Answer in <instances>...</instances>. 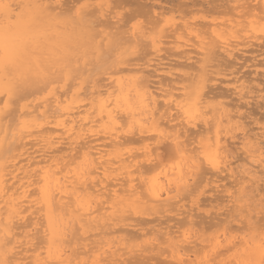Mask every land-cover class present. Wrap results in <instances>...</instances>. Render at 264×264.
<instances>
[{
  "label": "bare ground",
  "instance_id": "6f19581e",
  "mask_svg": "<svg viewBox=\"0 0 264 264\" xmlns=\"http://www.w3.org/2000/svg\"><path fill=\"white\" fill-rule=\"evenodd\" d=\"M60 1L61 0H3V3L6 5H10L11 8L7 9L5 12H0V26H7L11 22L13 24V31L18 32L19 35H21V36H25V35H27V33L24 31V24L31 17L39 18L41 20V22L47 26L48 33H49L48 39L44 42V45H43L44 51L39 50L35 53L36 56L42 57L41 58L42 61L47 56H52V55L54 56V53L56 55L57 51H58L57 55L61 54V52H62L61 45L65 42H67L71 38V34H73L74 32L80 31L81 28H86V30L88 32V36L84 41L85 43H83V45L81 47L82 50H84L83 55L85 57H83V55L80 57H77L78 55L72 57L73 59H71L72 61H71L70 65L68 66L69 68L67 67L64 70L66 72H63L64 74L67 73L65 75H68L69 78H71L73 76V74H76V72H77V74H80V75H77V74L76 75L79 77L78 79H80V78L84 79V80H82V83L80 82L81 84L79 83L82 86H85V81H86V84H89L90 81H94L93 80L94 77L96 79V76H93V73H92V72L96 71L95 70L96 68L94 69V71H92V69H91V67H93L95 65L93 64V66H90V65H92L91 63H93V61H91L92 60L91 57L93 55V60L94 59L96 60V61H94V62H96L95 63L96 66H97V61H99V63H101L100 62L101 55L102 56L105 55V54H101V52L104 51V49L102 50V47L109 49V51H110V48H114L111 50H115V48H116L115 51L117 52L118 46H119V48H121V45L125 44V46L122 47L124 49L121 48L122 49L121 50L118 48L119 49L118 51H120V52H117V53H120L119 55H122L121 51L124 52V50H125L124 53L129 55V53L132 52L131 54L135 58L136 52L139 51L138 47H141V44L144 42H147V41L149 42L148 38H150L151 50H153L154 55L155 54L157 55V56L155 55L154 57L156 59L158 57L159 58L158 60L160 61L161 60L160 57H162L164 60L165 59L164 57L169 56L168 54L170 51H167L168 50L167 48L172 47L175 50L182 48L186 45V42H185L186 39H188L192 43V40H195L193 38L195 36L197 38L196 43H197L198 48H199V49H196V50H198L197 53L198 54L201 53L199 56L200 57L203 56V57H201L202 60L204 58L203 61H206V58L208 61H206L204 63L201 59H198V60L195 59L194 60L195 62L192 60L194 64L197 62V64L200 66V67H197L198 66L197 64H196L197 65L196 67L194 66L195 68L198 69V72H197V69L196 70L193 69V63L191 62L190 64L192 65V69H193V71H195V72H192L193 73L192 74L190 72V70H192V69L190 68L191 67L190 64H188V61L192 59L191 57H193L194 54L191 55L190 51L188 53L187 50H184V51H187V55L185 52V55H186V56L184 55L185 57L183 56L184 52H183V54L181 53L182 56H180V57L177 55V59H178V57H179V59H181V57H182V58H184V60H185V58H186V60H188V61H186L187 64H186V62H185V64H186V66H188V68H190L189 73H191V74L187 75L188 77L190 75L189 80H187L188 83L190 82L189 84H187V82L185 80L182 81L183 80L182 77L181 78L179 77L180 78L179 82H185V84H182V86L179 85L180 87H178L177 86L179 83L178 80H175L177 82L173 83V84H177V85H176V87H173L174 85L172 87L175 89L179 88V91H180V93L177 94L176 97L173 94L175 89L173 90V92H171V90L173 88H170V90L169 89H167V90L163 89V91H165V92L159 90L161 88H165L167 85L168 86L172 85L171 82H168V80L172 81L171 78L168 80L167 79L164 80L161 77H162V74L164 71L166 73H170L168 75L170 77L172 75H177L176 77H178V74L180 72H182L181 69L186 68L185 64H184L185 68H184L183 64H181L183 62V60H179V61H182L181 63H178L179 61H175L179 65L181 64L182 65L181 67H183V68L176 66L177 64L174 65L175 63L173 64L174 67H172V65L168 64L171 61L167 63L166 59H168V58H166L165 63H167L166 64L167 66L165 67V65H164V68H166V69H164L163 64H165V63L157 62L158 60H156L154 57H150L152 54L149 57L152 58V60H153V58H154V60H156L155 61L156 67H159V65H162V68L160 66V69H159L160 72L162 69V72H161L162 74L160 77L161 80H160V78L159 79L156 78L157 83H156V81L154 82V83H156V85L158 84V86H160V88L158 86H155V84L153 83L156 75L153 77L154 80L152 79L153 73L150 72L151 75H149V74H148L149 76L146 75L149 72L148 71L149 68L145 70V67L144 68L142 67L143 66L142 63L139 66H138V64H136L137 62L136 63L134 62L136 65L134 63H130L131 62L130 58L128 60L130 62L126 61L127 57H128L126 55L127 57L123 56L124 60H122L123 58H122V56H120L121 61H123V62L126 61L125 63L127 66L126 67L124 66L125 68L121 67L122 65L118 64L119 62L117 63V62H114L112 60L116 66L121 65L118 67L119 70L114 65L115 69L118 70L117 72L115 69L112 72L110 71L111 73L114 72V73L118 74V75H116V77L114 76L115 74H113V78L111 80H109V82L106 79V81L108 83L104 82L106 84L101 83L100 85H99L100 80L96 79V80H99L98 83L95 82V84L92 85L90 82L91 85L87 89H85V88L89 85L85 86L84 89L81 87L82 88L81 90H84V91H80L79 87L77 88L78 81H77V83L76 82L73 83V80H75L76 75H74V79H72L73 77L71 78L72 82L70 85L73 86V84H75L76 85L75 88H77L78 90H76L73 86L72 88L75 90L74 91L71 90L72 88L70 87L71 91L68 92L67 87H69L70 85L65 84L66 82H63L61 84H63V85L65 84L66 86L63 87V85H58V86H60V89H58V91H57V87H55L57 85H54V84H57L58 81L62 82V80H63L62 79L63 77H61L62 72H59L58 75L56 74V75H50L47 77H33L32 78V84L25 87V88H27V87L32 88L31 89L32 91L30 89L29 90L31 93H34V94H31L29 92V90H28V94H30L29 96H32L33 98H35V96H34L35 92L37 94V92H39L40 90H38L37 87H34V88L32 87L35 85V84H33V82L37 81L36 83H38V85H40L41 80H42L44 86L48 84L49 87L46 86V88H44V90L46 91V89L50 88L49 89L50 92L49 91L47 92L49 94H46V95L44 94V96H45L44 97L40 93H38V95L39 96L41 95V96L40 97L38 96L39 98L37 99L38 101L36 100V102L30 101L32 97L31 98L28 97L30 100L26 99L28 102L25 100L24 102H26V103H22L20 106L19 102L22 99L21 97L25 96V98H26L27 94H26V92H24V94H23V91H24L23 89H25V88L21 89V86H19V85L13 89L11 94H8L7 89H5L2 93H0V264H22V260L24 259L22 255L24 254L23 252H25V251H22L23 254H21L20 250H23V249H21L20 246H22L24 244L27 245V243L30 241L29 239H31V238L28 239V237H29L28 235H31V234L30 233L28 234V232H27L28 230H24V231H22L24 233L22 236L21 234H19V232L16 233L14 228H16V225H15V224H17L16 222H19L22 224L25 222L24 220H22L23 222L16 221V220H19L23 217L22 213L27 209V207L29 209H32L33 206H35V205L37 208L39 206L38 210L42 211V214H43V219H44L45 224H44V229L42 232L44 234H43V237H41L42 240L39 241V243L34 242L36 244L42 243L41 246H39V245L35 246L34 243L32 244L34 246L33 249H31V248L29 249L26 246L27 249H25V250H27L28 252H29V250H31V252H33L34 254L33 255H32V253H31V255L29 254L31 257L30 258L31 260H30V262L25 263V264H127L126 263L127 259H128L127 262L133 261L132 262L133 264H134L135 260H136V262H138L137 260H139V263H141V264H147V261H149V259H150V257H149L150 255L147 254V252H153L154 249H158V250H156V252L157 251L159 252V250H160V253H161V249H163L164 246L162 247L160 245L161 241L158 240L157 238H156V240L159 241L157 243L154 241L155 238H153V237H151V239L147 238L148 240H150V241H147L146 236H145L147 234L146 231L142 232L140 234H138V233L141 231L137 232L138 235H141V237L142 236L144 237V240L142 237L141 238L142 240L140 239V241H139V242L143 241L141 245L137 244L138 241H136V245H133L134 243L132 245L128 244L129 242L132 243L131 239H133L132 237H134V236H132V235H134V233L132 234L130 229L135 228V225H136V224L128 223L129 220H130V222H132V218L138 219L137 216L136 217L134 216L136 214H138L140 216L146 215V217H149V216H152L155 214L154 217L156 218V216H157V218H158L160 216H164L165 215L164 212L165 213L166 212L171 213V212H175L177 210H181V209H178L177 206L181 207L183 205V203H185L184 198H186V197L188 198L187 195L182 194L185 192L181 193V191L184 189H187V188L190 190V187L193 186V184L195 182L196 185L194 184V186H193V187H195L194 188L195 190L193 189V187H191L192 190L187 191L188 190L187 189L184 191H186V193H190V192L192 193V191H194V193H195V191H196V193H197L199 190L197 191L196 188H199L198 186L202 187L201 185H203V184L200 185V182H199L203 176L200 178H197V177H199V174H202L203 172L205 173L206 169H208V168L210 169V171H214V173L219 172V174H220V172L222 173V171L223 172L227 171L229 177L230 176L232 178L234 177V179H233L234 183L233 184L239 185V186L235 185V186H237L236 190L238 191V192L236 191V193H239V191L242 190L243 193L240 191V193L238 195H240V196L242 194L243 195L241 196V198H240V196L233 197L235 193L233 194V190H232L233 196L230 195L231 196L230 198L233 201L236 199L235 200L236 203H234L233 201L232 202L234 204H236L235 206H237V205L241 206L240 209L237 206L239 211L241 209L244 210V211L243 210L240 211L241 213L242 212H244V213L248 212L247 210H249V205H248V207H246L247 205L245 206V204L247 203V201H249V199H251V197L253 198L252 203H248V204H252V205H250V208L252 206L255 207L253 202L255 203L256 202L255 200L258 199L257 196L261 197L260 195L263 193L262 192L263 189H261L262 190L261 194L258 191L261 188V187L258 188L259 187L258 182H261V181L264 182V156H263L264 151H262V149L264 148V145L261 144L264 142V130L261 131L262 133L261 132L259 133V136L256 135L257 132H256V134H253V137L251 135V137L249 136V138H248V136L244 137L243 135H241V137H244V138L247 137L246 140L249 139L248 143L243 142V145H244L243 149L247 153L246 158L248 159V164L243 165L244 163L243 164L241 163L242 165L240 164L241 165L240 170L234 169V167L239 168V167H237L239 165V162L237 161L234 164V161H231L233 163L228 161V159H230L232 154L230 155V153L228 151L229 148L227 149V144H226V141L224 138L226 137V135L227 136L231 135L230 136L231 141L234 140V139L232 140L231 138H236L234 136L233 131H234V129L235 130H237V129H236L235 125H233V124H236L237 119H240L239 122L242 119H241L240 115H237V113H236L238 110L236 112L234 111L236 114H234V112H231V110H230L231 114H233V115L229 114L228 110L230 108L225 109V107H227L228 105L224 104L223 99H222L223 103L220 101L218 103L217 98H216V100L213 99L214 100V103H213V101H211L213 98L212 96L214 95V97H215L216 93L214 91L215 94H211L210 93L211 91L210 92H209V90L207 91L206 88L208 86V82L211 81V79L208 78L209 75H211V74L215 75L213 73H217V72L220 73L219 72L220 70L218 68L214 67V66H217L218 64L213 63V64H216L213 66V64H212L211 60L208 58V56L213 58V56H216L218 53H219V55L221 53H223L224 55L221 54L222 56L232 57V56L236 55V53H238V49H240L237 47L238 45L246 48L247 41L246 42H244V41L243 42L242 41H238V42L235 41L234 42L233 40H236L235 38L240 40V39H242L241 37H243L244 39L246 38V40L253 41V42L257 41L258 39L260 40L261 38L264 40V0H259L260 4H259V2H257L258 6H255V4L254 5L251 4L250 1H248V0H233L236 4L234 6H233V4H229L230 6L228 9H225V12H226V10L229 11V9L231 11L233 9H235L237 13L239 12V15L236 14V16H234V19H232L233 18L232 14H231L232 17H229L230 15H228L229 19L227 21H225L226 23L225 22L224 23L223 22H217V23L214 22L212 24L207 23L208 25L205 24V25H207L205 32L207 31V29H209L208 26L210 27V25H213L210 28L211 32H209L210 30L208 32H206V33H211L210 36L208 34H206L203 30V33H205L206 37H207V35L209 36V37H207L208 39L205 38V35L203 33H201V31H200L201 27L199 28V26H197L199 24H195V25L192 24L194 26L193 27L191 24H187V22L185 23V21H184V24H185L184 25V24H182L183 22L181 21V23L178 24L179 25L178 26L176 24L177 18L174 20L175 23L173 22V20L168 21V18L166 20L162 21L163 18H161V19H159L160 23H158V25H157L156 23L159 22V20H157V19L160 17V15L158 17H156L157 14H155L154 15L155 18H154L153 14H152L154 11H152L150 16H152V19L154 18L153 19L154 22L151 19L153 24L156 22L155 24L157 25V27L164 28L166 26L165 23L169 24L170 22H172L169 25V27H170V29L172 28V30L174 32L171 30L167 31L166 29L164 31H166V33H168L169 31L174 33V35H175L174 38L177 37L176 39H178V40L179 39L185 40V41L181 40L183 42L182 44H180V42L179 43L176 42L177 44L175 46L173 45L174 47L169 46L166 42V44L168 46H166V44H164V47L165 46L167 47V48L165 47L164 50H166L165 52H168L167 53L168 56H164V55H166V54H164L165 52L163 53V56H162V54H161V56L160 55L158 56L159 52L162 51V49H163V48H161V46H162V38L161 37L162 36L159 35V33L158 34L156 33L160 37L155 38V36H154L155 39H153L151 37L152 35L150 36V29L147 30L144 26H141L142 21H141V23L139 22L140 26L136 25V27H132L133 30H135V31L138 30L136 33H135V31L134 32L133 31L128 32L131 29L128 27L127 24H125V25H127L128 31L126 30L127 28L125 30H120V29H123L125 25L122 26L123 28L120 26L122 22L120 23V25H118L119 21H120L119 17H116L117 19L113 20L115 18L114 16H110L109 14L107 15V14H105V12H103V10L105 8L102 9L103 8L102 6H104V4L102 6H98L100 8L102 7L101 9L99 8L100 10L97 8L90 10L91 7H89V6L86 7V5L85 6L83 5V4H86V2L85 3L81 2L83 7L84 8L86 7V8L84 9V8H82L81 5H79L80 8L77 7L78 12H76V14L72 15V14H68V13H70L71 9L68 13L66 11H64V9H62L63 7L64 8H66V7L65 6L61 7L62 3ZM77 1H79V0H77ZM108 1L105 0L102 2L107 3ZM119 1L124 2V3L127 2V0H123V1L119 0ZM182 1H180V3L178 2V7H180L179 4H181L182 6H183V4H184V6L186 4H188L187 2H185V0L183 2ZM90 2H88V3H90ZM102 2H100V3H102ZM141 3H138L136 8H138L139 4H141ZM197 3H198V1L196 0L195 2H192V5H197ZM200 3H202V2H199V4ZM93 4H92V6H93ZM88 5H90V4H88ZM108 5H109V2L106 4V6H108ZM141 5H143V4H141ZM153 5L151 4L150 6H148V4H147L146 10L149 11L150 10L149 7H153ZM231 5L233 6V8L231 7ZM76 6H78V5H76ZM187 6H189L191 9V6L189 4ZM73 7H74V4H73ZM88 7H89V10L87 11L86 9H88ZM111 7L112 6H110V10L113 12V10H112L113 7L112 8ZM227 7H228V5L226 6V8ZM257 7H258L259 11H257ZM70 8H71V6H70ZM68 9H69V7H68ZM96 9L98 12L96 11ZM106 9H107V7H106ZM139 9H141L140 10L141 14H142V11L145 10V8H142V6L137 9L138 12H139ZM177 9L181 10V7L177 8ZM190 9L188 11L191 12ZM245 9H246V11H244ZM93 10H95L97 13ZM110 10H108L107 13H110L109 12ZM221 10H222L221 12L224 11L222 8H221ZM8 11H10L12 14L11 21H9V19L7 17ZM135 11H136V9H135ZM192 12H193V10H192ZM221 12L219 11V13H221ZM140 13H137V14L135 13V14L138 15ZM158 13H159V11H158ZM227 13H229V12H227ZM234 13L235 12H233V14ZM18 14H19V24L17 25L15 22L18 18ZM160 14H162V13H160ZM145 15H147V14L145 13ZM170 15H172V13ZM195 15L194 14L191 15V16H194V17H192V19L194 18V23L196 22ZM142 16H144V15H142ZM183 16H185V15H183ZM203 16H204V14H203ZM72 17H75V20H72ZM102 17H104V19H102ZM171 18L172 17H170L169 19H171ZM204 18L207 19L206 17H204ZM240 18H242V19H240ZM145 19H146V17H145ZM148 19H146L148 21L145 20L146 23L147 22L149 23L150 17ZM172 19H174V18H172ZM179 19H182V15H180ZM214 19H215V17H214ZM222 19H223V17H222ZM226 19H227V17H226ZM207 21L208 20H206V22ZM178 22H180V21H178ZM152 23L150 22L149 24H151V26H150L151 29H154L156 27V25L155 24L153 25ZM136 24H138V23H136ZM160 24L163 27H161ZM174 24H176L175 25L176 27H174ZM98 26L101 27L102 30L101 29L98 30ZM102 27H104L105 29L107 28V29L104 30V28H102ZM166 27H168V26H166ZM169 27L167 29H169ZM183 28L186 29L185 30L186 32H188V33L191 32L190 34L194 33V36L191 35L192 39L190 37H188L189 35L185 31H184V33L187 34L186 37L184 34H182ZM180 29L182 32H180ZM127 33H129L130 35ZM181 34H182V36H181ZM172 35L173 34H171L170 37L174 36V35L173 36ZM211 35L213 36L212 38H210ZM231 38H232V40H231ZM143 39H145V40H143ZM205 39L208 41H206ZM213 39H214L215 43L218 42L217 45H215V43L214 44L211 43V42H213ZM188 40H187V42H188ZM230 40L233 42H230ZM116 41L118 43V46L113 47L116 45ZM112 42H114L113 43L114 45H110V44H112ZM208 42H210L211 44L209 43L210 44L209 45ZM107 43H109V44H107ZM128 43H129V45L127 47H129V46L130 47H132V46L136 47L139 43H141V44H139L140 46L139 45L137 46L138 50L137 49L134 50L135 55L133 53L134 51L128 50L130 48L127 49L126 44H128ZM159 43L161 44V46H159L160 45ZM239 43H241V44H239ZM261 43L263 44V42H261ZM84 44H85V48H88L90 46V49L89 48L88 49L91 51L83 48ZM86 44L88 45V47ZM106 44H107V47H109V48L105 47ZM208 46H211V48ZM187 47H189V46H187ZM189 48H191V47H189ZM236 48H238V49L236 50ZM261 48H262V46H261ZM133 49H135V48H133ZM174 49H173V51H174ZM243 49H242V51H243ZM140 50H141V48H140ZM248 50H249V48L246 49L247 52H248ZM105 51L103 53H106V54L109 53V51H107V52H105ZM115 51H114V53H115ZM173 51L171 50V53ZM242 51L240 53H242ZM244 51H243V53L245 54L246 52H244ZM144 52L148 53L149 50L147 49ZM150 52H152V51H150ZM49 53H52V54L50 55ZM96 53H97V55L98 54L100 55V56L99 55L97 56V59L94 58V57H96V55H95ZM112 53H113V51H112ZM112 53H111V55L110 54H108V55L112 56ZM139 53H141V52H139ZM175 53L178 54L179 52L175 51ZM211 53H214L215 55L213 54V56H212ZM240 53H239V56H241ZM43 54H49V55L43 56ZM176 54H173V55H176ZM250 54H253V53L251 52V53H249V55ZM88 55L90 56V58ZM123 55H125V54H123ZM132 55H131V57H132ZM143 55H146V54H143ZM189 55H191V56L188 57ZM249 55L248 56L242 55L244 58L243 62H245V59H246V61H248L251 58V57H249ZM236 56L240 60L243 59V58L241 59L242 56L239 57L238 54ZM236 56L233 58H236ZM244 56H247V58L249 57L248 60ZM87 57H88V59H87ZM98 57H100L99 60H98ZM106 57H107V55H106ZM125 57H126V59H125ZM147 57H148V55H147ZM218 57H217V59H218ZM256 57H258V56H253L252 59H254ZM259 57H262V56H259ZM111 58H108V59H111ZM150 58H148V59H150ZM196 58H198V57H196ZM221 58L223 59V57H221ZM238 58H237V60L239 61ZM108 59H106V60H108ZM148 59H145L146 62H143L145 64V66L148 63L147 62ZM174 59H176V58H174ZM256 59H255V62H256ZM101 60H103V59H101ZM114 60H116V59H114ZM226 60H228V59H226ZM261 60L263 61V59H261V58L257 59V61H259V65L264 64V62L262 63ZM142 61H144V60H142ZM198 61H199V63H198ZM214 61L215 62L217 61L216 58L214 59ZM221 61H223V60H221ZM230 61H231V59H230ZM232 61H236V59L232 60ZM150 62H151V60H150ZM243 62H240L239 64H241ZM129 63H130V65H129ZM217 63H219V62L217 61ZM256 63H254V64H256ZM230 64H232V63L228 62V66ZM236 64H237V62H236ZM243 64L249 65L246 63H243ZM251 64H252V62H250V65ZM150 65H153V64L150 63ZM155 65H154V67H155ZM222 65H224V64H222ZM232 65H230V66L232 67ZM259 65L258 64L252 65L251 67L255 68V66H256V68H257V66H259ZM212 66L215 68V71H217V70H219V71H217V72L213 71V73H211V71L213 69V68L211 69ZM234 66H235V64H234ZM241 66H242V64H241ZM241 66L240 67L238 66L237 69L238 68L240 69ZM70 67H72V69ZM120 67H121V69H120ZM149 67H151L153 70V66H149ZM171 67L175 68V69H176V67L177 68L179 67L177 72H179V71L180 72L179 73L175 72L176 74L171 73V72H174V70ZM218 67H219V65H218ZM70 69L72 70V72ZM99 69H101V67H99ZM210 69H211V71H209ZM155 70H157V69H155ZM170 70H172V71H170ZM187 70L185 69V72H183V73L185 74ZM223 70H224V68H223ZM225 70H226V68H225ZM68 71L70 72L69 74H68ZM89 71H90V73H92L91 75H90ZM145 71L147 73H145ZM236 71L237 70H235V72ZM246 71H248V70H246ZM156 72H158V71H155V74H157L158 75L157 77H159V74ZM165 72H164V74H165ZM208 72H210L211 74L208 75ZM111 73H109L108 77L109 76L112 77ZM119 73H121V74H119ZM122 73H125V75ZM222 73H223V71H222ZM244 73H245V71H244ZM85 74H87V77L89 74V76L92 77L93 79L88 77V79H90V81H89L88 79L85 80V78H87V77H80V76H83ZM58 76L61 78H59ZM62 76H64V75H62ZM150 76H151V79L153 81L151 79L149 80ZM242 76L243 75L241 74V77L239 79L242 78V80H244ZM50 77H54V79L50 78ZM66 77H65V79H67ZM184 78H186V76ZM5 79H7V77H5ZM57 79H60V80H57ZM162 79L165 82L167 81L171 85H169L168 83H167V85L161 83ZM174 79H176V78L174 77L173 80ZM212 80L214 81L216 79H212ZM233 80H231V82ZM250 80H252V79H250ZM67 81H69V80H67ZM87 81H88V83H87ZM224 81H227V80H224ZM254 81L255 80L253 79V82ZM83 82H84V85H83ZM92 83H94V82H92ZM233 83H234V81H233ZM255 84H256V82H255ZM161 85H163V86L161 87ZM234 85H237V84H234ZM245 85H246V83H245ZM245 85L243 86V88L240 86L241 93L236 92V88H233V90L235 89V93H237V94L240 93L239 95H241L240 97H242L244 95L242 93V90L243 89L246 90V88H247ZM62 87L63 88L66 87V89H62L63 91H59V90H61ZM216 87H217V85H216ZM232 87H235V86H232ZM238 87L239 86H237V89H238L237 91H240V88H238ZM219 88H220V86H219ZM33 89H37V90L35 91ZM229 90H230V88H229ZM245 90H243V91H245ZM42 91L43 90H41V92ZM220 92L222 93V91H220ZM44 93H46V92H44ZM16 94H17V101L19 100L18 102L13 100V99H16V97H15ZM18 94H20L21 96ZM210 94H211V96H210ZM245 94L247 95L246 92H245ZM254 94H256V93H254ZM246 95H244V96H246ZM19 96H20V99H19ZM226 96H230V95H226ZM230 97H227V98H229V100H230V99H232ZM247 97H249V96H246L245 98L247 99ZM253 97H255V96L253 95ZM25 98H23V99H25ZM162 98L164 100V103L161 101ZM227 98H224V99L227 101ZM242 98H244V97H242ZM245 98L242 100H245ZM234 99H233V102H234ZM250 99H251V97H250ZM11 100H13L17 104H15L14 102L11 103ZM159 100L161 103H159ZM166 100H168V101L170 100L173 103L174 108L176 107V109H177V116L175 115L176 117L174 119L180 118L181 121L178 119H177V121H175L172 118L171 119L172 122L175 121L172 123L168 119L171 118V116H173V115L169 116V118H168L166 116L168 114L170 115V112L167 114L165 112H161V106L165 105V107H166V102H165ZM259 101H260V99H259ZM171 102H169V103H171ZM216 102H217V105H215ZM231 102H232V100H231ZM13 103L15 105H18L17 106L18 110L15 109L16 107L14 108L15 105ZM11 105H12V107H10ZM225 105H227V106H225ZM235 105H234V107H235ZM168 106H167V108H170V106L169 107ZM173 106H171V108ZM8 108H10L11 110L13 108V110H12L13 113L15 111V115H16L15 119H13L14 117L12 114L7 113V112H9V111H7ZM232 108H233V105H232ZM239 109H241V108H239ZM16 110H17V114H16ZM171 110H173V109H171ZM12 111H11V113H12ZM167 111H168V109H167ZM9 115H11V117ZM242 121L240 122V124L242 123ZM45 124L46 125L48 124L47 127L45 126ZM198 124L201 125L200 126L201 128L199 130H198V128H199ZM209 124H210V126H209ZM240 124H236V125H240ZM50 126H52V127H50ZM197 126H198V128L196 129V131H195V129L193 130L194 133L199 134V137H200L199 138L197 135H195V137L197 136V138H199L198 141L195 140L196 143L198 142V144H199V147H198L199 150L197 148L198 144H197V146L193 145V148L196 147V149L198 151V153L195 151L197 153L196 154V153H192L191 148H189L190 146L188 147V145H187V144L190 145L191 143L188 142L186 144L187 140L184 141V139H186L184 136H187L189 133H191L192 128H195ZM48 127L50 130L49 131L50 133L56 132L54 137L53 136L51 137V134H47L49 132L46 133V131H48L47 130ZM257 128H259V127H257ZM260 128H261V126H260ZM54 129L57 131H55ZM188 129L191 132L187 131ZM244 129H246V128H244ZM230 130L232 132H230ZM43 132H44V136L42 135ZM196 132H198V133H196ZM246 132H247V130H246ZM45 133H46V136L49 135L50 137H48V136L45 137ZM228 133H231V134L228 135ZM189 135H192V133ZM33 136H34V138L37 136L42 137V139L40 138L39 140H37L39 142H40V140H42V142L44 143L42 146V143L40 142V145L42 147L38 148V146H36V144H37L36 139L37 138H35L36 142L34 141V144H32L31 142L29 143V141L31 140V138H33ZM192 137H194V136H192ZM86 138H90V141L89 142L88 141H84V142L82 141L83 142L82 143L81 140L86 139ZM261 138H263V140ZM187 139H189L188 136H187ZM194 139L192 141H194ZM15 140L20 141L19 146L23 147V149H24V147H26V145H28L29 148L27 149V147H26L23 152L19 153L18 150L21 147H19L18 150H17V148H18L17 147V148H14V152L18 151L17 153H19V154H16V153L11 154L12 151L10 149L8 150V148L11 147V149H12L13 146L12 145L10 146V144L13 143V141H15ZM33 140H31V141H33ZM250 140H252V141L250 142ZM134 141H141L142 142L141 152L136 153L134 151V153H132L133 151L128 149L127 145L130 142H134ZM166 142H168V143L166 144ZM79 143H81L80 146H79ZM125 144H127V145H125ZM150 144H153L154 146H151ZM160 144H162V145L166 144L165 147H167L166 149H168L167 152L169 153V155H171V158H173L171 163L166 162V159H165L166 164L167 163L168 164L167 165L165 164L164 166L162 165L164 162L160 161V160H159L160 161L159 163H154V164L149 163V162H152V160L155 161V157L158 156V154H159L158 150L160 148V146H159ZM32 145L37 147V149H40L37 151L39 153L37 156H35V153H36L35 151H34L35 153H33L32 156L26 154L27 150H29L31 147H33ZM37 145H39V144H37ZM123 145L127 146V148H126L127 151H123V149L125 147ZM129 145H131V143ZM234 145H232V146H234ZM78 146H79V148H78ZM68 148L71 150L78 148V151H80L79 153L77 152L79 154L78 155L79 157L76 156L77 153H75V151H74V154L76 157L74 159L76 160V159L80 158L79 161H77V160L75 161L73 159L76 162L75 166L73 165L75 162L70 161L73 163L72 165L74 167H72V165H70L71 163L67 161L70 158H71L70 160H72L73 157H69V158L66 157V160H65V157H63L59 154L62 151L67 152L68 150L66 151V149H68ZM240 148H242V147H240ZM23 149L21 148V150H23ZM37 149H35V150H37ZM63 149H65V150H63ZM136 149L137 148H135V150ZM233 150L234 149H232V151ZM240 150H238V152ZM7 151H9V153L11 155L10 154L8 155ZM69 153H71V155L73 154L71 151ZM241 153L242 152H240L239 155ZM54 154L58 155V158L55 156L58 159V162H57L56 158L53 157ZM23 155L27 156V157H25L26 160L24 159V157H22ZM47 155H49V156H47ZM69 155L70 154H67V156H69ZM229 155H230V157H229ZM20 156L22 157V159L19 158ZM60 156L63 158L59 159ZM159 156H158V158H159ZM52 157L56 161H54L52 159ZM236 157H237V155H236ZM63 159L65 160V162L62 161ZM52 160H53L54 164L51 163ZM60 160L63 162L61 164L62 166L58 165ZM156 160H158V159H156ZM200 160L202 161L203 164L204 163L206 164V167L204 166V168H206L205 171L202 170L204 168L201 167V166H203V164L201 163ZM209 160L215 161L216 162L215 166H213V164H210L208 162ZM66 161H67V163H66ZM235 161H236V159H235ZM68 163H69V165H70L69 167L71 169H69V167L67 166ZM237 163H238V165H237ZM233 164L235 165L234 167H233ZM30 166L31 167L35 166V167H33L32 169H29ZM243 166H245V167H243ZM65 168H68V169H65ZM199 170H201L200 172H202V171L203 172L200 173ZM17 171H19V173L21 172L20 173L21 175L18 174ZM197 171H198V173H197ZM207 171H209V170H207ZM148 173L150 176L148 175ZM144 174H147L148 176L144 175ZM207 175L209 176V173ZM210 175H212V174H210ZM220 175L217 174V176H220ZM213 176L214 175H212L210 177H213ZM32 177L35 179L32 180L31 179ZM137 178L139 181H141L140 183H142V184H139V183L138 184H139V186L142 185L141 187H143L145 190V191L143 190L144 193H142L143 191L139 190L140 191L139 192L137 190L138 184L136 185L134 183L135 179H137ZM195 178H196V181H194ZM208 178L209 177H206L205 179L208 180ZM219 178H216V179H219ZM22 179L24 181H26V183H24V181ZM197 179H200V180H198L199 184H197L198 183ZM111 180H113L115 182H113V181L111 182ZM210 180L209 181L212 182V178ZM214 180H213V182L216 181V180L215 181ZM15 181L18 183L20 182V183L18 185H17V183H16V185H13ZM213 182H212V184H213ZM219 182H222V181H218V184H219ZM232 182H231V184H232ZM207 183H206V185H207ZM32 184H34V186L37 188V193H38L37 196H35L36 193L34 194V192H36V191H34L35 189L32 190L33 195L29 194V192L31 193V190L28 191L29 189L27 187H29V185H31L30 188L31 187L34 188ZM36 184H38V187L36 186ZM222 184H223V182H222ZM118 185L120 186V188H116ZM124 185H125V187H122ZM260 185H262V183ZM212 186H214V185H212ZM248 186H250V187L253 186L252 187L253 190L251 191L249 189L250 187H248ZM141 187L139 189H141ZM238 188H239V190H238ZM246 188H248V189H246ZM208 189H207V191H208ZM216 190L218 191L217 188H216ZM255 190H256V193H259L260 195L258 194L257 196H255V194H256V193L254 194ZM234 191H235V189H234ZM249 191H251V193L248 194ZM210 192H211V190H210ZM252 192H253V195H251ZM201 193H202V190H201ZM30 195H31V197L34 196L37 198L36 199L34 198L35 200H30V199H28V197ZM195 195L196 194H194V196ZM238 197L240 198L239 200L237 199ZM100 198H103V199H100ZM254 198H255V200H254ZM182 199H183V202H182ZM196 199H197V197H196ZM194 201H196V200L194 199ZM258 201L256 202L257 204L255 203L256 205H258V203L260 202V201L259 202ZM30 202H33L35 204L34 205L32 203L33 204L32 208H30L31 207ZM179 202H180V204H179ZM239 202L240 203L242 202V203L239 204ZM250 202H251V200H250ZM197 203L198 202H195V204H197ZM202 203L200 201V204H197V205L200 206ZM185 205H187V204H185ZM202 206L203 205H201V207ZM243 206L246 207L247 210L244 209ZM237 207H235V208H237ZM37 208H36V210L33 208V210H35V212H38ZM235 208H232V209L236 210ZM253 208L250 209L251 210V213H249L250 215H252V212L254 210H255L253 212L254 214L259 213V210L261 211L260 213H262V210L259 209V205L257 207H255L254 210H253ZM256 208H257V210H256ZM183 210H181V211H183ZM126 213H128V214L131 213L133 215V217H131L132 216L131 214L126 215ZM183 213H184V211L181 214H183ZM176 214L179 215V213H176ZM190 214H192V213L189 212V214L187 216L190 217L191 216ZM237 214L239 215L240 213L238 212ZM243 214H242V217H243ZM263 214H264V212H263ZM192 216H191V218H192ZM239 216H241V215H239ZM246 216H249L247 213L244 217H245V219L247 218L246 220H248V217H246ZM188 217H187V219H188ZM249 217H250V219L252 218L251 216H249ZM36 218L38 219V217H36ZM171 218L174 219L175 217L174 218L171 217ZM171 218L169 219V217L167 216V220L168 219L171 220ZM191 218L188 221H190ZM255 219H257V217ZM126 220L128 221L127 223H125ZM258 220H259V218H258ZM150 221H152V218H150V220L147 221V223ZM121 222L123 225L121 224ZM140 222L141 221L138 220L137 224L139 225ZM142 222H146V220H142ZM118 223H120L121 226H119ZM132 223H134V222H132ZM240 223H241V221H240ZM248 223H252V221L249 220V221H247V225H248ZM222 225H220V226H222ZM249 225H251V224H249ZM253 225H254V222H253ZM23 226L26 227L27 225L24 224ZM116 226H118V227H116ZM127 227H130V229L128 230ZM138 228H139V226H138ZM224 228H223V230H224ZM188 229H190V227H188ZM251 229L252 230H250V231L254 230L255 232L257 230L256 228L255 229L251 228ZM94 230H96L97 233L96 232L92 233V231H94ZM135 230L136 229H134V231ZM139 230H140V228H139ZM151 230H152V233H155V232H153V229H151ZM169 230L166 231L165 233H163L164 235L161 234L162 235L161 240H163L161 244L162 245L167 244V247L166 248L164 247V250H162L163 251L162 254L164 253V251L165 252L167 251V254L164 253L166 255V258H169V260H171V262L175 263V264H194V263L195 264H245L246 261L259 259L258 250L256 248V246L259 243V235H257L256 238L253 239L252 232L250 235H248L249 233H247L245 235L244 234L242 235V233H240L239 236H235L236 235L235 233H234L235 235H233L232 233L234 231L231 233L232 235L229 233L228 234L223 233L224 231H221V230H219L222 232V233L220 232L221 235L220 234L217 235V233H214L217 236L216 235L213 236V234L211 233L212 237L210 236L211 239L208 240L209 242H206L207 241L206 237L202 238L203 239L202 241L205 242V245H207V246L205 247L203 243H201V245H199V246H201L200 248L204 249L203 250L204 254H202V251H200L201 253L195 254L196 250H197L196 247L198 246L199 242H201V240H198V239H201L200 237L204 234L203 230H202V232H203L202 235L200 233L198 234V232L197 233L196 232H188V231L185 232L184 229L181 231V233L179 232V234L176 235L177 232L173 230L174 233L176 232L175 236H173L172 235L173 232L170 230V232H171L170 233ZM38 231L40 232L41 228ZM136 231H135V234H136ZM219 231H217V232H219ZM35 232H36V230H35ZM42 232H40V235ZM89 232L91 234L87 235V233H89ZM130 232H131V235L129 234ZM210 232H212V231H210ZM227 232H228V230H227ZM257 232H259V234H260V231H257ZM160 233H161V231H160ZM193 233L194 234L196 233V235L198 234V236L199 235L200 236L196 237V235H194ZM32 234H36V233H32ZM158 234L159 233H157L155 236H157ZM19 236H22L23 239L21 238V240H20ZM32 236L34 239V235H31V237ZM126 236L129 238L130 241L128 240V238L126 239ZM147 236H148V234H147ZM38 238H40V237L38 236ZM138 238H139V236L137 237V239ZM134 239H136V238H134ZM205 239H206V241H205ZM133 241H135V240H133ZM30 243H31V241H30ZM206 243H209V244H206ZM202 244H203V246H202ZM159 246L161 247V249H159L160 248ZM18 248H20V250ZM200 248H199V250H200ZM40 249H41V251H40ZM145 253L149 257L147 260H145V259L143 260L144 256L146 257ZM25 254H26V252H25ZM143 254H144V256L142 257L141 255H143ZM154 254L159 255L157 253H154ZM199 254L203 255L202 258H199V257H201ZM130 256H132V257L136 256L135 258H137V257H139V258H137V259L133 258V260H131L130 258H132V257H130ZM140 256L142 258H140ZM197 258H199V259H197ZM155 260H156V258H155ZM131 262L129 264H131Z\"/></svg>",
  "mask_w": 264,
  "mask_h": 264
},
{
  "label": "rangeland",
  "instance_id": "374dc122",
  "mask_svg": "<svg viewBox=\"0 0 264 264\" xmlns=\"http://www.w3.org/2000/svg\"><path fill=\"white\" fill-rule=\"evenodd\" d=\"M72 1H73V2H72ZM90 1H91V2L93 1V2L91 3ZM90 1H89V0H87V1H86V0H79V1H77V0H64V1L61 0L60 2L62 3V4H61V7H63V6L66 7V8L63 7L62 9H64V11H66L67 13H68V12L70 11V9H71L70 13H68V14H72V15H74V14H76V12H78L77 7H79V5H81L82 8H84L83 5H84V6L86 5V7L89 6V7H91V8H90V10H91V9H94V8L99 9L100 7H98V6H102V5L104 4V6H102L103 8L101 7L102 9L105 8V9L103 10V12H105V14H107V15L109 14L110 16H114L115 18H114L113 20L117 19L116 17H119V18H120V21H119V24H118V23H117V24L120 25V23L122 22L121 25H120L121 27H122L123 25L127 24L128 27L131 29V30L129 29L130 31H128V27H127V25H125L124 28L122 27L123 29H120V30H125V29L127 28L126 30H127L128 32H131V31L134 32L135 30H133L132 27H136V25L140 26V25H139V22L141 23V21H142L141 26H144L147 30L150 29V36L152 35L151 37H152L153 39H155V38H157V37H160V36L157 35L158 33H159V35L162 36V37H161V38H162V46H161L160 43H159V44H160L159 46H161V48H163V49H162V51L159 52L158 56H159V55L161 56V54H162V56H163V53L166 51V50H164V48H165L166 46H168V45H169V46H173V45L175 46V45H176L177 43H179V42H180V44H182L183 42H182L181 40H184V39H179V40H178V39H176L177 37L174 38V37H175L174 33H172V32L169 31L171 34L174 35V36L172 35L173 37H170L171 34H170L169 32L166 33V31H164L165 29H166L167 31H168V30L173 31L172 28L170 29V27H169V25H170L172 22H170L169 24H168V23H165V25L168 26L169 29H167L168 27H166V26H165L166 28H165V27H164V28L157 27L158 23H160V20H159V19L163 18L162 21H164V20H166V19L168 18V21H172V20H173V22H174V20L177 18V19H176V21H177L176 24H177V25L180 24L181 21L183 22L182 24H184V21H185V23L187 22V24H191V25H192V24H193V25H195V24H199V25H197V26H199V28L201 27V30H200V31H201V33H203V30H204V32H205L206 26L208 25L207 23H210V24H212V23H214V22H216V23H217V22H223V23H224L225 21H227V20L229 19V18H228V15H230L229 17H232V16H231V14H232V15H233V18H232V19H234V16H236V14L239 15V12L237 13L235 9L232 10L233 12H235V13H234L235 15L233 14V12H232L230 9H229V11L226 10V12H225V9H228V8H229V6H230L229 4H233V6L236 4L233 0H232V1H231V0H226V1H225V0H221V1H220V0H218V1H217V0H201V1H200V0H197V1H198L197 5H192V2H195L196 0H195V1H194V0H193V1H192V0H185V2H187V3L191 6V9H190L189 6H187L188 4H186L185 6H184V4H183V6H182L181 4H179L180 7H181V10H180V9H177V8H180V7H178V2L180 3V1H182V0H127V2H125V3H124V2H120L119 0H109V1L107 0V1L109 2V5L113 7V8L111 7L112 10H113V12L110 10V6H109V5L106 6V4H107L108 2H107V3H106V2H102V1H105V0H90ZM121 1H123V0H121ZM128 1H129V2H128ZM135 1H136V2H135ZM183 1H184V0H183ZM183 1H182V2H183ZM190 1H191V2H190ZM223 1H224L225 3H224ZM230 1H231V2H230ZM248 1H250V3L253 4V5L255 4V6H258L257 2H259V4H260V1H259V0H258V1H257V0H253V1H252V0H248ZM60 2H59V3H60ZM64 2H65V3H64ZM74 2H75V3H74ZM76 2H77V3H76ZM81 2H82V3H85V2H86V4H83V5H82ZM88 2H90V3H88ZM100 2H102V3H100ZM110 2H111V3H110ZM141 2H142V3H141ZM182 2H181V3H182ZM199 2H202V3L199 4ZM219 2H220V3H219ZM252 2H253V3H252ZM93 3H94L95 5H94ZM119 3H120L121 5H120ZM138 3L143 4V5L139 4L138 8L142 6V8H145V10L147 9V8H146V5H147V4H148V6H150L151 4H152V5L154 4L155 6L153 5V7H149L151 11H150V10H149V11H147V10L145 11V10L143 9L144 11H142V14H141V13H140V10H141V9H139V12H138V10H137L138 8H136V6H137ZM150 3H151V4H150ZM218 3H219V4H218ZM73 4H74V7H73ZM88 4H90V5H88ZM92 4H93V6H92ZM100 4H101V5H100ZM221 4H222V5H221ZM67 5H68V6H67ZM69 5L71 6V8H70ZM76 5H78V6H76ZM201 5H202V6H201ZM216 5H217L218 7H217ZM225 5H226V6L228 5V7L226 8ZM114 6H115V7H114ZM143 6H144V7H143ZM156 6H157V7L159 6V7L157 8ZM220 6H221V7H220ZM224 6H225V7H224ZM233 6L231 5L232 8H233ZM68 7H69V9H68ZM86 7H85V8H86ZM89 7H88V9H86L87 11L89 10ZM106 7H107L108 10H110L109 12H110L112 15H111L110 13H107L108 10L106 9ZM154 7H155V8H154ZM201 7H202V8H201ZM213 7H214V8H213ZM79 8H80V7H79ZM85 8H84V9H85ZM101 8H100V9H101ZM151 8H152V9H151ZM162 8H163V9H162ZM221 8L224 10L223 12H224L225 14H224L223 12H221V11H222ZM232 8H231V9H232ZM67 9H68V10H67ZM97 9H96V11H97ZM100 9H99V10H100ZM135 9H136V11H135ZM155 9H156V10H155ZM182 9H183V10H182ZM189 9L191 10V12L188 11ZM201 9H202V10H201ZM210 9H211V10H210ZM212 9H213V10H212ZM214 9H215L216 11H215ZM259 9H260V8H259ZM186 10H187V11H186ZM192 10H193V12H192ZM93 11H95V10H93ZM96 11H95V12H96ZM152 11H154V12L152 13ZM156 11H157V12H156ZM158 11H159V13H158ZM164 11H165V12H164ZM177 11H178V12H177ZM181 11H182V12H181ZM185 11H186V12H185ZM196 11H197V12H196ZM217 11H218V12H217ZM219 11H220L221 13H219ZM244 11H246V9H245ZM257 11H259V10H258V7H257ZM97 12H98V11H97ZM97 12H96V13H97ZM134 12H135L136 14H137V13H140V14L136 15ZM144 12H145L147 15H145ZM155 12H156V13H155ZM207 12H208V13H207ZM227 12H229V13H227ZM121 13H122L123 15H122ZM151 13L153 14V16H154L155 14H157L156 17H158V16L160 15V17L157 19V20H159V22H157V23L155 22L157 25L154 23V24L156 25V27L154 28V27L152 26L154 29H151V27H150L151 24H149L150 22L152 23L153 19L155 18V16H154V18L152 19V16H150ZM160 13H162V14H160ZM171 13H172V15H170ZM181 13H182V14H181ZM189 13H190V14H189ZM191 13H192V14H191ZM202 13L204 14V16H203ZM205 13H206V14H205ZM226 13H227V14H226ZM241 13H242V12H241ZM148 14H149V15H148ZM163 14H164V15H163ZM193 14H194V15L196 14V15H195V20H196L195 23H194V18L192 19V17H194V16H191V15H193ZM197 14H198V15H197ZM199 14H200V15H199ZM132 15H133V16H132ZM134 15H135V16H134ZM142 15H144V16L146 17V19H148V18L150 17V21H149V23H148V22L146 23V21H148L149 19L146 20L145 17L142 16ZM180 15H182V19H179V18H180ZM183 15H185V16H183ZM188 15H189V16H188ZM210 15H211V16H210ZM220 15H221V16H220ZM121 16H122V17H121ZM168 16H169V17H168ZM174 16H175V17H174ZM187 16H188V17H187ZM201 16H202V17H201ZM207 16H208V17H207ZM133 17H134V18H133ZM170 17H172V18H174V19H172V18L169 19ZM189 17H190V18H189ZM204 17H206L207 19H205ZM214 17H215V19H214ZM222 17H223V19H222ZM226 17H227V19H226ZM143 18H144V19H143ZM188 18H189V19H188ZM211 18H212V19H211ZM224 18H225L226 20H225ZM242 18H243V17H242ZM242 18H240V19H242ZM102 19H104V17H102ZM151 19H152V21H151ZM184 19H185V20H184ZM187 19H188V20H187ZM209 19H210V20H209ZM230 19H231V18H230ZM127 20H128V21H127ZM145 20H146V21H145ZM186 20H187V21H186ZM203 20H204V21H203ZM206 20H208V21L206 22ZM219 20H220V21H219ZM124 21H125V22H124ZM178 21H180V22H178ZM190 21H191V22H190ZM201 21H202V22H201ZM153 22H154V21H153ZM188 22H189V23H188ZM192 22H193V23H192ZM198 22H199V23H198ZM123 23H124V24H123ZM136 23H138V24H136ZM161 23H162V22H161ZM174 23H175V22H174ZM225 23H226V22H225ZM147 24H148V25H147ZM152 24H153V23H152ZM154 24H153V25H154ZM163 24H164V23H163ZM176 24H174V27H176V26H175ZM205 24H207V25H205ZM106 25H107V24H106ZM184 25H185V24H184ZM193 25H192V26H193ZM200 25H201V26H200ZM204 25H205V26H204ZM160 26L163 27L161 24H160ZM178 26H179V25H178ZM178 26H177V27H178ZM203 26H204V27H203ZM211 26H213V25H210V27L208 26L209 29H207L206 32H208L209 30H210L209 32H211V29H210ZM172 27H173V26H172ZM193 27H194V26H193ZM102 28H104V27H102ZM100 29H101V27L98 26V30H100ZM106 29H107V28H106ZM106 29L104 28V30H106ZM181 29H182V28H181ZM181 29H180V32L183 31L182 34H184L185 37H186L187 34L189 35L188 37H190V38H191V35L194 36V33H193V34H190L191 32L188 33V32L185 31L186 29L183 28L182 31H181ZM101 30H102V29H101ZM108 30H109V29H108ZM110 30H111V29H110ZM154 30H155V31H154ZM156 30H157V31H156ZM137 31H138V30H136L135 33H136ZM184 31H185L187 34L184 33ZM188 31H189V30H188ZM173 32H174V31H173ZM178 32H179V31H178ZM180 32H179V33H180ZM206 32H205V33H206ZM156 33H157V34H156ZM205 33H203V34L205 35ZM127 34H129V33H127ZM182 34H181V36H182ZM206 34H208V35L210 36L211 33H206ZM125 35H126V34H125ZM129 35H130V34H129ZM184 35H183V36H184ZM208 35H207V37H209ZM154 36H155V38H154ZM169 37H170L171 39H170ZM207 37H206V35H205V38H207ZM212 37H213V36L211 35L210 38H212ZM173 38H174V39H173ZM183 38H184V37H183ZM193 38H194L195 40H192V43H191V41H189L188 39H186V41L184 40V41L186 42V45H185V46H186V47L189 46V47H191V48H189V47L186 48V47L184 46L185 48L182 47V48H179V49H176V50H175V49L172 48V47H169L170 49L166 47V48L168 49L167 51H170V52H169V54H168L169 56L167 55L168 52H165L164 54H166V55H164V56H168V57H164V58H165V59L168 58V59H166L167 63L171 61V62H170L171 64L168 63L169 65H172V67H174V65L177 64L176 66L181 67V66H182L181 64H183V66H184L185 62L188 61V60H186V58H185V60H184V58H182V57H181V59H179V57L182 56L181 53L183 54V52H184L183 56L185 55V52H186V55H187V51H188V53H189V51H190V52H191V55L194 54V56L191 57L192 59L188 61V64H190L191 62L193 63V61H194L195 59H197V60H198V59H201V60H202L201 57H203V56L200 57L199 55H200L201 53L198 54V53H197L198 50H196V49H199V48H198V45H197V43H196V39H197V38H196L195 36H194ZM210 38H209V39H210ZM241 38H242V39H240V40H238L237 38H235L236 40H233V41H234V42H235V41H236V42H238V41H242V42L244 41V42H246V41H247V43H246L247 45H246V48H244L243 46L238 45L237 47L240 48V49L236 48V50L238 49V53H236V55L238 54V56H239V53L242 51L243 48H244L243 51L245 50L244 52H246V53L244 54L243 51H242V53H240L241 56H242V55H247V56H248L249 53L252 52L253 54H250V55H249V57H251L249 60H248L249 57L247 58V56H244L245 58H247V60H248L249 62L246 61V59H245V62H243V60H244L243 56H242V57L239 56V57H241V59L243 58L242 60H240L236 55H234V56H232V57H230V56H222L221 54H223V53L220 54L221 56H220L219 53H218L217 55H218L219 57H218L217 55H216V56H213V54H214L215 52H214V53H211L212 56H213V58H211L210 56L207 55L208 58L211 60L212 64H213V63H216V64L219 65V67H218V65H217V66H214V65H216V64H213V66L216 67V68H218V69L220 70V71H219V70L216 69L217 71L220 72V73H218L217 71H215V68L212 66L211 69L213 68L214 70L212 69V71H211V69H210L209 71H211V73H213V71H214V72H217V73H213V74H215V75H212L210 72H208V75L211 74V75H209V77H208V78L211 79V81H209L210 83L207 81V82H208V86H207L206 90H207V91L209 90V92L211 91V92H210L211 94H215V93H216V94H215V97H214V95L212 96L213 98H212L211 101H213V103H214V100H216V98H217L218 103H219V101L223 103V100H224V104H227V105H228V106L225 105V106H227V107H225V109L230 108V109L228 110V111H229V114H231V112H234V111L236 112V111L238 110L236 113H237V115H240L241 119L243 120V121L241 120L242 123L240 124V122H241V121L239 122L240 119H237L236 124H240V125L233 124V125H235V127H236V129H237V130H235V129H234L235 127L233 126V127H234V128H233V129H234L233 133H234V136L236 137V138H231L232 140L234 139L233 141L230 140V136H231L230 134H231V133H228V135H230V136H227V135H226V137L224 138L225 141H226V144H227V149L229 148L228 151H229L230 155L232 154L231 157H230V155H229L230 159H228V161H230V162H231V161H234V164H235V162H237V161L239 162V165H238V163H237V165H238L237 167H239V168H235V167H234L235 165L233 164V167H234V169H236V170H240V169H241V165H242L243 163H244L243 165L248 164V159L246 158L247 153H246V151L243 149V147H244L243 142H244V143H248L249 139L246 140L247 137H246V138H244V137H245V136H248V138H249V136L251 137V135H252V137H253V134H256V132H257L256 135L259 136V133H260L262 130H264V129H263V128H264V124H263V123H264V121H263V120H264V97H263V96H264V91H263V90H264V64H261V65H262V66H261V65H259V61H257V59H260V58H261V59H263V61L261 60V62H262V63L264 62V49H263V48H264V40L261 38L260 40L258 39L257 41H254V42H253V41L246 40V38H245V39H244L243 37H241ZM145 39H146V38H145ZM145 39H143V40H145ZM175 39H176V40H175ZM191 39H192V38H191ZM207 39H208V38H207ZM141 40H142V39H141ZM146 40H147V39H146ZM148 40H149V42H150V38H148ZM164 40H165V41H164ZM177 40H178V41H177ZM187 40H188L189 43L187 42ZM205 40H206V39H205ZM210 40H211V39H210ZM231 40H232V38H231ZM231 40H230V42H233V41H231ZM262 40H263V41H262ZM206 41H208V40H206ZM260 41L263 42V44H262ZM149 42H148V41H147V42H144V43L141 42L142 44L139 43V44H141V47H138L139 51H137L138 53L136 52V56H137V57L135 56V58H134V56L131 54L132 52L129 53V55H127L126 53H124L125 50H124V52L121 51V54H122V55H119L120 53H117V52H120V51H118V50L121 49L123 46H125V44H124V45H121V48H119L117 41H116V45L113 46V47L118 46L119 49L117 48V52L115 51L116 48H115V50H111V49H114V48H110V51H111V52H110L109 49H106V48L102 47V50H103V49H104V51L106 50L105 52L109 51L108 54L111 55L112 51H113V53H112V56H110V55H108V54H106V53H103V52H104V51H103V52H101V54H105V55H103L104 57L101 55V59H103L104 61H105L106 59H108V58H111V57H112L113 59L111 58V59H108V60H106V61L104 62L103 60L100 59V57H98V60L100 59V62H101V63H99V61H97V66H96V64H95L96 62H94V61H96V60H95V59L93 60V55H92V57H91L92 60H91V61H93V63H91L92 65H90V66H93V64H94L95 66L91 67V69H92V71H94V69L96 68V69H95L96 71H94V72H92L91 70H90V71L93 73V76H96V79H99L100 81H99V80H96L95 77H94V79H93L92 77L89 76V74H88V77L91 78V79H93L94 81H90V79H88V77H87V74H85V75H83V76H80V77H87V78H85V80L88 79V80L91 82L92 85L95 84V82L98 83V81H99V85H100L101 83H102V84H106V83H104V82H107V81L109 82V80H111V79L113 78V74H115V75H114L115 77H116V75H118V74H116V73H114V72L111 73V72L115 69V67H117L118 70H119L118 67L121 66V65H122L121 67L125 68V67L127 66L125 62L128 61L129 58H130V61H131V62H130V61H128V62H130V63H134V62L136 63V62H137L136 64H138V66L141 65V63H142V65H143L142 67H143V68L145 67V70L148 69V68L150 69L151 67H149V66H153V70H152V68H151L150 70L148 69L149 72L147 73V72L145 71V73H147L146 75H148V74L151 75V73H153V74H152V75H153V76H152V79H153V77L156 75V77L154 78L155 80L153 79L154 81L151 79V76H150V78H149V80L151 79V80L153 81V83H154V82L157 80L156 78L159 79V78L161 77L162 69H161V72L159 71V69H160V66H161V68H162V65H159V67H156V65H155V61L158 60L159 58L157 57V59H156V58L154 57L156 54H155V55L153 54V50H151V47H150L151 42H150V43H149ZM166 42H167L168 45L166 44ZM176 42H177V43H176ZM84 43H85V42H84ZM113 43H114V42H112V44H110V45H114ZM209 43H210V42H208V44H209ZM211 43H213V44L215 43V42H214V39H213V42H211ZM211 43H210V44H211ZM217 43H218V42H216L215 45H217ZM107 44H109V43H107ZM107 44H106L105 47H107ZM132 44H133V43H132ZM139 44H138V45H139ZM164 44H166L165 47H164ZM180 44H179V45H180ZM195 44H196V45H195ZM210 44H209V45H210ZM239 44H241V43H239ZM242 44H243V43H242ZM86 45H87V44H86ZM128 45H129V43L126 44V47H127ZM130 45H131V44H130ZM133 45H134V44H133ZM138 45H137V46H138ZM137 46H136V47H135V46H132V47L129 46V47H127V49L130 48V49H128V50L134 51V50L137 49ZM139 46H140V45H139ZM174 46H173V47H174ZM195 46H196L197 48H196ZM213 46H214V45H213ZM244 46H245V45H244ZM249 46H250V47H249ZM261 46H262V48H261ZM81 47H82V46H81ZM87 47H88V45H87ZM111 47H112V46H111ZM208 47L211 48V46H208ZM216 47H217V46H216ZM242 47H243V48H242ZM83 48H85V44H84V47H83ZM88 48L90 49V46H89ZM88 48H85V49L87 50ZM107 48H109V47H107ZM133 48H135V49H133ZM140 48H141V50H140ZM146 48L149 50V52H150V51H152V52H150V53L148 52L149 54H148V53H145L144 51L147 50ZM241 48H242V49H241ZM248 48H249L248 52L250 51L249 53L246 51V49H248ZM89 49H88V50H89ZM122 49H124V48H122ZM122 49H121V50H122ZM138 49H137V50H138ZM173 49H174V51H173ZM215 49H216V48H215ZM260 49H261V50H260ZM42 50L44 51V49H42ZM46 50H47V49H46ZM46 50H45V51H46ZM171 50L173 51V52H172L173 54H176L175 51H177V52H179V53L176 54V55H173V54L171 53ZM184 50H187V51H184ZM239 50H240V51H239ZM43 51H42V52H43ZM48 51H49V50H48ZM89 51H91V50H89ZM114 51H115V53H114ZM181 51H182V52H181ZM261 51H262L263 53H262ZM46 52H47V51H46ZM139 52H141V53H139ZM235 52H236V51H235ZM52 53H53V52H52ZM52 53H49V54L51 55ZM57 53H58V51H57ZM57 53H56V55H57ZM85 53H86V52H85ZM133 53H134V55H135V51H134ZM49 54H43V56H44V55L47 56V55H49ZM83 54H84V50H82V48H80V49L78 50V56H77V57H80V56H82ZM87 54H88V53H87ZM93 54H94V53H93ZM123 54H125V55H123ZM143 54H146V55H143ZM151 54H152V55H151ZM179 54H180V55H179ZM211 54H210V55H211ZM95 55H96V57H94V58L97 59V56H98L99 54L97 55V53H96ZM106 55H107L108 58L106 57ZM126 55H127L128 57H127ZM131 55H132V57H131ZM138 55H139V56H138ZM147 55H148V57H147ZM150 55H151V56H150ZM177 55L179 56L178 59H177ZM186 55H185V56H186ZM191 55H189L188 57H190ZM195 55H196V56H195ZM214 55H215V54H214ZM223 55H224V54H223ZM52 56H53V55H52ZM54 56H55V53H54ZM88 56H89V55H88ZM99 56H100V55H99ZM116 56H117V57H116ZM120 56H122V58H123V56H126V57H127V60H126L125 62L121 61V60H120V59H121ZM143 56H144L145 58H144ZM149 56H150V57H154L156 60H154V58H153V60H154V61H153L152 58H150ZM156 56H157V55H156ZM185 56H184V57H185ZM235 56H236V58H233V57H235ZM253 56H258V57H256L257 59H256V58L252 59ZM259 56H262V57H259ZM39 57H40V56H39ZM47 57H48V56H47ZM83 57H85V56L83 55ZM115 57H116V58H115ZM126 57H125V59H126ZM146 57H147V58H146ZM170 57H171V58H170ZM196 57H198V58H196ZM199 57H200V58H199ZM204 57H205V56H204ZM217 57H218V59H217ZM221 57H223V59H222ZM224 57H225V58H224ZM40 58H42V57H40ZM75 58H76V57H75ZM89 58H90V56H89ZM132 58H133V59H132ZM141 58H142V59H141ZM148 58H150V59H148ZM174 58H176L177 60L174 59ZM215 58H216V60H217L219 63H217V61H216V62L214 61ZM237 58L239 59V61L237 60ZM72 59H73V58H72ZM87 59H88V57H87ZM114 59H116L117 61L114 60ZM118 59H119V60H118ZM138 59H139V60H138ZM145 59H148V60H147L148 63H147L146 66H145V64L143 63V62H146ZM160 59H161V60H160V61L158 60L157 62L165 63V59L163 60L162 57H160ZM170 59H171V60H170ZM226 59H228L229 61L226 60ZM230 59H231V61H230ZM235 59H236V61H232V60H235ZM251 59H252L253 61H252ZM255 59H256V62H257V63L255 62ZM43 60H44V59H43ZM112 60H113L114 62H117V63L119 62L118 64H121V65H117V66H116L115 63H114ZM122 60H124V58H123ZM142 60H144V61H142ZM150 60H151V62H150ZM162 60H163V61H162ZM168 60H169V61H168ZM179 60H183L184 63H183L182 61H179ZM192 60H193V61H192ZM203 60H204V58H203ZM203 60H202V61H203ZM221 60H223V61H221ZM71 61H72V60H71ZM141 61H142V62H141ZM152 61H153L154 63H153ZM161 61H162V62H161ZM175 61H179L178 63H181V62H182V63L179 65V64L176 63ZM202 61H201V62H202ZM206 61H208L207 58H206ZM206 61H203V62L205 63ZM224 61H225V62H224ZM103 62H104V63H103ZM106 62H107V63H106ZM128 62H127V63H128ZM138 62H139V63H138ZM194 62H195V61H194ZM211 62H210V63H211ZM228 62H229V63L231 62V63L233 64V65L230 64V65H232V67H231L230 65H229L230 67L228 66ZM234 62H235V63H234ZM236 62H237V64H236ZM240 62H243V63L249 64V65H245V64L241 63V64H242V66H241V64H239ZM247 62H248V63H247ZM250 62H252L251 65H250ZM89 63H90V62H89ZM111 63H112V64L114 63V64L112 65ZM130 63H129V65H130ZM135 63H134V64H135ZM150 63L153 64V65H150ZM167 63L163 64V68H164V65H165V67L167 66V65H166ZM174 63H175V64H174ZM198 63H199V61H198ZM254 63H256V64H254ZM101 64H102V65H101ZM104 64H105V65H104ZM110 64H111V65H110ZM136 64H135V65H136ZM173 64H174V65H173ZM186 64H187V62H186ZM186 64H185V66H186ZM196 64H197V62H196L195 64L193 63V69H195V70L197 69V68H195V67L198 65V64H197V65H196ZM222 64H224V65H222ZM234 64H235V66H234ZM257 64L259 65V66H257V68H256V66H255V68H254V67H251L252 65H257ZM103 65H104V66H103ZM108 65H109V66H108ZM114 65H115V67H114ZM132 65H133V64H132ZM154 65H155L156 68L154 67ZM107 66H108V67H107ZM124 66H125V67H124ZM185 66H184V68H185ZM190 66H191L190 68L192 69V65H191V64H190ZM194 66H195V67H194ZM224 66H225V67H224ZM238 66H239V67L241 66V68H240V69H239V68L237 69ZM247 66H248V67H247ZM260 66H261V67H260ZM99 67H101V69H99ZM106 67H107L108 69H107ZM121 67H120V69H121ZM168 67H169V66H168ZM168 67H167V68H168ZM172 67H171V68H172ZM179 67H178V68L176 67V69H175V68H172V69L174 70V72H171V73H173V74L179 73L180 71L177 72L178 69H179ZM197 67H200V66L198 65ZM68 68H69V67H68ZM70 68L72 69V67H70ZM97 68H98V69H97ZM109 68H110V69H109ZM154 68L157 69V70H155ZM181 68H183V67H181ZM190 68H188V66H186L185 69H186V70L188 69V70L186 71L185 74L183 73V72H185V69H181L182 72H180V73L178 74V77H176L177 75H172V76L170 77V76H168L170 73H166V72L164 71L166 75H165L164 72H163L164 75L162 74V77H161V78H163L164 80H165V79L168 80V79L171 78L172 81H171V80H170V81L168 80V82H171L172 85H171L170 83H168L167 81L165 82V81L162 79V82H161V83H163V84H165V85H167V83H168V84L171 85V86H168V85H167V86H166L167 88L164 86L165 88H161V89H159V90H161V91H163V89H165V90L169 89V90H170V88L176 87L177 84H173V83H176V82H177V81H175V80H178V82H179V80H180L181 77H182V79H183V80L181 79L182 81L185 80V81L187 82V84H189L190 82L188 83L187 80H189L190 75H189V77H188L187 75H188V74H191L192 72H195V71H193V69L190 70ZM223 68H224V70H223ZM225 68H226V70H225ZM252 68H253V69H252ZM71 69H70V70H71ZM117 69H115L116 72L118 71ZM164 69H166V68H164ZM244 69H245V70H244ZM261 69H262V70H261ZM75 70H76V69H75ZM108 70H109V71H108ZM189 70H190L191 73H189ZM235 70H237V71L235 72ZM238 70H239V71H238ZM243 70L245 71V73H244ZM246 70H248V71H246ZM77 71H78V70H77ZM90 71H89V73H90ZM110 71H111V72H110ZM155 71H158V72H156V73L159 74V77H157L158 75L155 74ZM170 71H172V70H170ZM170 71H169V72H170ZM222 71H223V73H222ZM226 71H227V72H226ZM240 71H241V72L243 71V72L241 73ZM63 72H66V71H63ZM63 72L61 73V77H63V78H62L63 80L61 79L62 82H61V81H60V82L58 81V83L56 82L57 84H54V85H57V86H55V87H57V91H58V89H60V86H58V85H63V84H61V83H63V82H66L65 84L70 85L71 82H72V81H71V78L73 77L72 79H74V75L77 74V72H76V74H73V76H72L71 78H69L68 75H65V74H67V73L64 74ZM71 72H72V70H71ZM73 72H74V71H73ZM96 72H97V73H96ZM104 72H105V73H104ZM108 72L111 73L112 77H111V76H109L110 78L108 77V75H109ZM150 72H151V73H150ZM167 72H168V71H167ZM175 72H176V73H175ZM187 72H188V73H187ZM197 72H198V69H197ZM197 72H196V73H197ZM224 72H225V73H224ZM247 72H248V73H247ZM69 73H70V72L68 71V74H69ZM92 73H90V75H91ZM100 73H101V74H100ZM102 73H103V74H102ZM107 73H108V74H107ZM226 73H227V74H226ZM252 73H253V74H252ZM255 73H256V74H255ZM71 74H72V73H71ZM94 74H95V75H94ZM96 74H97V75H96ZM119 74H121V73H119ZM122 74L125 75V73H122ZM192 74H193V73H192ZM219 74H220V75H219ZM241 74L243 75L242 77H243L244 80H242V78L239 79V78L241 77ZM57 75H58V73H57ZM62 75H64V76H62ZM77 75H80V74H77ZM77 75H76V77H75V80H73V83H75V82L77 83V81H78L77 88L79 87L80 91H84V90H81V89H82V88L84 89V87L87 86V85H89V86H87L85 89H87L88 87H90V85H91L90 82H89V84H86V81H85V86L80 85V84L82 83V80H84V79H83V78H80L81 80L78 79L79 77H78ZM124 75H123V76H124ZM149 75H148V76H149ZM194 75H195V74H194ZM216 75H217V76H216ZM225 75H226V76H225ZM59 76H60V75H59ZM59 76H58V77H59ZM66 76H67V77H66ZM163 76H164V77H163ZM185 76H186L187 79L184 78ZM213 76H214L215 78H214ZM219 76H220V77H219ZM61 77H59V78H61ZM65 77H66L67 79H65ZM107 77H108V78H107ZM115 77H114V78H115ZM174 77H175L176 79L173 80ZM179 77H180V78H179ZM191 77H192V76H191ZM50 78H53V79H54V77H50ZM76 78H77V79H76ZM161 78H160V80H161ZM104 79H105V80H104ZM106 79H107V81H106ZM212 79H216V80L213 81ZM218 79H219V80H218ZM233 79H234V80H233ZM250 79H252V80H250ZM253 79L255 80L254 82H253ZM46 80H47V79H46ZM57 80H60V79H57ZM67 80H69V81H67ZM95 80H96V81H95ZM101 80H102V81H101ZM103 80H104V81H103ZM224 80H227V81H224ZM231 80H233L234 83H233V81L231 82ZM241 80H242V81H241ZM245 80H246V81H245ZM174 81H175V82H174ZM259 81H260V82H259ZM261 81H262V82H261ZM36 82H37V81L33 82V84H35L34 86L31 85L33 88H34V87H37V89L40 90L39 92H37V94H36V92H35V95H34L35 98H33L32 96H29L30 94H28V90H29V89L31 90L32 88H30V87H27V88H25V87H21V89H22V88H25V89H23V90H24V91H23V94H24V92H26L27 97H26V98H25V96H24V97H23V96L21 97L22 99H23V98H25V99H23V100L21 99V101L19 102V103H20V106H21L22 103H26V102H24V101H25L26 99L28 100V99H29L28 97H30V98L32 97V98L34 99V100H33V99L31 98V100L29 99L30 101H35V102H36V100H37L41 95L44 96V94H45V95H46V94H49V93H47V92H48V91L50 92V90H49L50 88L46 89V91L44 90V88H46V86H48L47 83H46L47 85L44 86L42 80H41V84H40V85H38V83H36ZM68 82H69V83H68ZM80 82H81V83H80ZM92 82H94V83H92ZM108 82H107V83H108ZM212 82H213V83H212ZM218 82H219V83L221 82V83L219 84ZM235 82H236V83H235ZM237 82H238V83H237ZM242 82H243V83H242ZM255 82H256L257 85L255 84ZM44 83H45V82H44ZM59 83H60V84H59ZM79 83H80V84H79ZM87 83H88V81H87ZM156 83H157V81H156ZM156 83H154L155 86H158V84L156 85ZM245 83H246V85H245ZM249 83H250V84H249ZM31 84H32V83H31ZM65 84L63 85V87L66 86ZM182 84H185V82H179L177 86L180 87V86H182ZM223 84H224V85H223ZM234 84H237V85H234ZM243 84H244L247 88L245 87L246 90L243 89V90H245V91L242 90V93H243L244 95H246V94H245V92H246V93H247L246 96H249V97H247V99H246V98H245L246 96L243 95L242 97H244L245 100H242V99H244V98L240 97L241 95H239V94L241 93V88H240V86L243 88V86H244ZM247 84H248L249 86H248ZM253 84H254V85H253ZM83 85H84V82H83ZM97 85H98V84H97ZM173 85H174V86H173ZM179 85H180V86H179ZM216 85H217V87H216ZM218 85L220 86V88H219ZM242 85H243V86H242ZM73 86H74V88L76 87L75 84H73ZM73 86L70 85L69 87H67V88H68V92L71 91V90L74 91L75 89L78 90L77 88L73 89V88H72ZM162 86H163V85H161V87H162ZM172 86H173V87H172ZM214 86H215V87H214ZM232 86H235V87H232ZM237 86H239L238 88H240V91H237V90H238V89H237ZM48 87H49V86H48ZM58 87H59V88H58ZM63 87H62L61 90H59V91H63L62 89H66V87H65V88H63ZM70 87L72 88L71 90H70ZM81 87H82V88H81ZM158 87L160 88V86H158ZM222 87H223L224 89H223ZM231 87H232V88H231ZM255 87H256V88H255ZM19 88H20V87H19ZM216 88H217V89H216ZM221 88H222V89H221ZM225 88H226V89H225ZM229 88H230V90H229ZM233 88H236V92H240V93H238V94L235 93V89L233 90ZM249 88H250V89H249ZM254 88H255V89H254ZM37 89H33V90L36 91ZM157 89H158V88H157ZM174 89H175V88H173V89L171 90V92H173ZM176 89H177V90H176ZM176 89L174 90V92H175L176 94L173 92V94L175 95V97L177 96V94L180 93L179 88H176ZM212 89H213V90H212ZM214 89H215V90H214ZM248 89H249V90H248ZM18 90H19V89H18ZM26 90H27V91H26ZM30 90H29V92H30ZM41 90H43V91H42L43 93L41 92ZM88 90H89V89H88ZM180 90H181V89H180ZM219 90L222 91V93H221ZM247 90H248V91H247ZM254 90H255V91H254ZM261 90H262V91H261ZM31 91H32V90H31ZM73 91H72V92H73ZM214 91H215V93H214ZM232 91H233V92H232ZM258 91H259V92H258ZM17 92H18V91H17ZM44 92H46V93H44ZM163 92H165V91H163ZM223 92H224V93H223ZM260 92H261V93H260ZM30 93H31V92H30ZM38 93H40L41 95L39 96ZM70 93H71V92H70ZM254 93H256V94H254ZM23 94H22V95H23ZM26 94H25V95H26ZM31 94H34V93H31ZM211 94H210V96H211ZM217 94H218V95H217ZM225 94H226V95H230V96H231V95H232V96L234 95L233 97H234L235 99H234L232 96H231V97H230V96H226ZM249 94H250V95H249ZM261 94H262L263 96H262ZM18 95H20V94H18ZM253 95H254L255 97H253ZM259 95H260V96H259ZM20 96H21V95H20ZM20 96H19V99H20ZM38 96H39V97H38ZM225 96H226V97H225ZM261 96H262V97H261ZM15 97H16V99H13V98H12V99L15 100L16 102H18L19 100L17 101V94L15 95ZM36 97H37V98H36ZM44 97H45V96H44ZM222 97H223V98H222ZM227 97H230V98H232V99L229 100V98H227ZM250 97H251V99H250ZM178 98H179V97H178ZM224 98H227V101H226ZM241 98H242V99H241ZM159 99H160V98H159ZM165 99H166V98H165ZM213 99H214V100H213ZM219 99H220V100H219ZM222 99H223V100H222ZM233 99H234V102H235V103L233 102ZM252 99H253V100H252ZM259 99H260V101H259ZM13 100H11V103L14 102ZM27 100H26V101H27ZM231 100H232V102H231ZM241 100H242V101H241ZM30 101H29V102H30ZM37 101H38V100H37ZM161 101L164 103L163 98H162ZM225 101H226L227 103H226ZM27 102H28V101H27ZM165 102H166V107H165V105H162V106H161V112H165L166 114L170 112V115L168 114L166 117L169 118V116L173 115V116H171V118H169V119L167 118V119H168L169 121H171V122H172V120H171L172 118H173V120H175V121H177V119L181 121L180 118H176V119H174V118L177 116V109H176V107L174 108L173 103H172L170 100H169V101L166 100ZM169 102H171V103H169ZM236 102H237V103H236ZM240 102H241V103H240ZM244 102H245V103H244ZM11 103H10V104H11ZM14 103H15V102H14ZM14 103H13V104H14ZM159 103H161L160 100H159ZM163 103H162V104H163ZM168 103H169V104H168ZM211 103H212V102H211ZM238 103H239V104H238ZM13 104H12V105H13ZM15 104H17V103H15ZM15 104H14V105H15ZM167 104L170 106V108H167V106H168ZM224 104H223V105H224ZM235 104H236L237 106H236ZM12 105H11L10 107H12ZM14 105H13V106H14ZM215 105H217V102H216ZM229 105H230L231 107H230ZM232 105H233V108H232ZM234 105H235V107H234ZM238 105H239V106H238ZM243 105H244V106H243ZM245 105H246V106H245ZM17 106H18V105H15L14 108L16 107L15 109H17ZM20 106H19V107H20ZM169 106H168V107H169ZM171 106H173V107L171 108ZM258 106H259V107H258ZM260 106H261V107H260ZM19 107H18V108H19ZM162 107H163V108H162ZM250 107H251V108H250ZM257 107H258V108H257ZM231 108H232V109H231ZM236 108H237V109H236ZM239 108H241V109H239ZM167 109H168V111H167ZM171 109H173L174 111L171 110ZM12 110H13V108H12ZM12 110H11L10 108H8L7 111H9V112H7V113H8V114H9V113L12 114L13 117H14L13 119H15V116H16V115H15V111H14V113H13ZM17 110H18V109H17ZM17 110H16V114H17ZM175 110H176V111H175ZM230 110H231V112H230ZM11 111H12V113H11ZM173 112H174V113H173ZM235 112H234V114H236ZM243 112H244V113H243ZM238 113H239V114H238ZM244 114H245V115H244ZM175 115H176V116H175ZM231 115H233V114H231ZM237 115H236V116H237ZM9 116L11 117V115H9ZM10 117H9V118H10ZM240 117H239V118H240ZM245 118H246V119H245ZM247 118H248V119H247ZM10 119H11V118H10ZM175 121H173V122H175ZM173 122H172V123H173ZM238 122H239V123H238ZM258 122H259V123H258ZM243 123H244V124H243ZM246 124H247V125H246ZM47 125H48V124H47ZM47 125L45 124L46 127H47ZM198 126H199V128H198ZM198 126L195 127V128H192V132H191L189 129L187 130V131H190V132L192 133V135H189V134H191V133H189V134L187 133V134H188L187 136H188L189 139H187V136H184L186 139L183 138L184 141L187 140V141H186V144H187L188 142L191 143L190 145H189V144H187V145H188V147L190 146L189 148H191L192 153H196V152L198 153L196 147L193 148V145H194V146H197V144H198V142L196 143L195 140L198 141L199 138H200V137H199V134H195L194 131H193L194 129H195V131H196L197 128H198V130L201 128V127H200V126H201L200 124H198ZM209 126H210V124H209ZM244 126H245V127H244ZM260 126H261V128H260ZM50 127H52V126H50ZM257 127H259V128H257ZM238 128H239V129H238ZM244 128H246V129H244ZM45 129H46V128H45ZM233 129H232V130H233ZM257 129H258V130H257ZM47 130H48V131H46V133L50 131V130H49V127L47 128ZM51 130H52V129H51ZM54 130H55V129H54ZM242 130H243V131H242ZM246 130H247V132H246ZM44 131H45V130H44ZM55 131H57V130H55ZM258 131H259V132H258ZM51 132H52V131H51ZM230 132H232V131L230 130ZM235 132H236V133H235ZM239 132H240V133H239ZM244 132H245L246 134H245ZM46 133H45V137H47V136L50 137L49 135L46 136ZM52 133H53V132H52ZM52 133L49 132V133H47V134H51V137H52V136L54 137V135L56 134V132H54L53 134H52ZM196 133H198V132H196ZM233 133H232V134H233ZM261 133H262V132H261ZM223 134H224V133H223ZM42 135L44 136V132L42 133ZM195 135H197L199 138H197V136L195 137ZM241 135H243L244 137H241ZM192 136H194V137H192ZM200 136H201V135H200ZM191 137H192V138H191ZM227 137H228V138H227ZM30 138H31V137H30ZM35 138H37L36 141L39 140L40 138L42 139V137H38V136L35 137ZM35 138H34V136H33V138H31V140H33V139H34V140H33V141L30 140L29 143L31 142L32 144H34ZM91 138H92V137H91ZM194 138H195V139H194ZM193 139H194V141H192ZM227 139H228V140H227ZM244 139H245V140H244ZM250 139H251V138H250ZM261 139L263 140V138H261ZM189 140H190V141H189ZM36 141H35V142H36ZM82 141H83V142H84V141H88V142H89V141H90V138L83 139V140H81V142H82ZM251 141H252V140H250V142H251ZM40 142L42 143V146H43L44 143L42 142V140H40ZM40 142H39V141L36 142V143L39 144V145H37V144L35 143L36 146H38V148H39V147H42V146L40 145ZM83 142H82V143H83ZM164 142H165V141H164ZM164 142H163V143H164ZM262 142H263V141H262ZM29 143H28V144H29ZM93 143H94V142H93ZM99 143H100V142H99ZM130 143H131V145H129ZM130 143H129L128 145H127V144H125V145L128 146V149H129V150H132V151H133V152L131 151L132 153H134V151H135L136 153H137V152H141V150H142V145H141L142 142H141V141H134V142H130ZM167 143H168V142H166V144H167ZM166 144H165V145H166ZM234 144H235V145H234ZM261 144L264 145V142L261 143ZM11 145L13 146V147H12L13 150L11 149V147L8 146V147H9L8 150L10 149V150L12 151V152L10 151L11 154H12V153H13V154H14V153L19 154V153L23 152L24 149H25L26 147H27V149L29 148L28 145H26V147H24V149H23V147L19 146V145H20V141H17V140L13 141V143H11L10 146H11ZM30 145H31V144H30ZM30 145H29V146H30ZM80 145H81V143H79V146H80ZM125 145H123V146H125ZM150 145H151V146H154L153 144H150ZM161 145H162V144L159 145V146H160V148H159V150H158V151H159V154L157 153L158 156L160 155L159 158H158V156L155 157V161H156V162H155L154 160H152V162H149L150 164H151V163H152V164H154V163H159L160 161H163L164 163H163L162 165L164 166V165L166 164V162H168V163H171V162H172L173 158H171V155H169V153L167 152V150H168V149H166L167 147H165V145H162V146H161ZM232 145H234V146H232ZM32 146H33V147H31L29 150H27V153H26V154L32 156L33 153L36 152L37 154L35 153V156H37V155L39 154L37 151L40 150V149H37V147H35L34 145H32ZM79 146H78V148H79ZM127 146L124 147L123 151H127V149H126ZM134 146H135V147H134ZM237 146H238L239 148H238ZM17 147H18V148H17ZM19 147H21L23 150H21V148L19 149ZM162 147H163V148H162ZM164 147H165V148H164ZM198 147H199V144H198L197 148H198ZM231 147H232V148H231ZM240 147H242V148H240ZM14 148H17V150L19 149V150H18L19 153H17L18 151H16V150H15L16 152H14ZM78 148H77V149L75 148L76 150H75V149L71 150V149H69V148L66 149V151H67V150H68V151L70 150V151L73 153L72 155H71V153H69L70 151H69V152L67 151L68 153H67V152H63V151H62L63 153H62V152H61V153L58 152V153H59L61 156L65 157V160H66V157H68V158H69V157H73L72 160H70L71 158H70L69 160H67L68 162H70V161L73 162V161L75 160L74 158H76V157H75V154H74V151H75V153H77V152L79 153V152H80V151H78ZM132 148H133V149H132ZM135 148H137V149L135 150ZM192 148H193V149H192ZM236 148H237V149H236ZM35 149H37V150H35ZM105 149H106V148H105ZM160 149H161V150H160ZM232 149H234V150L232 151ZM240 149H241V150H240ZM263 149H264V148H263ZM63 150H65V149H63ZM198 150H199V148H198ZM238 150H240V151L238 152ZM242 150H243V151H242ZM34 151H35V152H34ZM158 151H157V152H158ZM195 151H196V152H195ZM228 151H227V152H228ZM231 151H232V152H231ZM236 151H237V152H236ZM7 152H8V155H9V154H10L9 151H7ZM234 152H235V153H234ZM240 152H242V153H241L242 155H241V154L239 155ZM66 153H67V154H70V155L67 156ZM78 153H77L76 156L79 155ZM197 153H196V154H197ZM233 153H234V154H233ZM11 154H10V155H11ZM235 154L237 155V157H236ZM24 155H25V154H24ZM24 155H23L22 157H24V159H25V157H27V156H24ZM65 155H66V156H65ZM73 155H74V156H73ZM47 156H49V155H47ZM47 156H46V157H47ZM55 156L58 158V155H57V154H54L53 157H55ZM61 156L59 157V159H60V158H61V159L63 158V157H61ZM240 156H241V157H240ZM263 156H264V155H263ZM22 157L20 156L19 158L22 159ZM53 157H52V159H53ZM56 157H55V158H56ZM78 157H79V156H78ZM229 157H228V158H229ZM57 158H56V160H57V162H58V159H57ZM73 159H74V160H73ZM79 159H80V158H79ZM79 159H76V160L79 161ZM156 159H158V160H156ZM165 159H166V162H165ZM235 159H236V161H235ZM25 160H26V159H25ZM53 160H54V159H53ZM53 160H52L51 163H53ZM56 160H54V161H56ZM65 160L63 159L62 161L65 162ZM76 160H75V161H76ZM159 160H160V161H159ZM23 161H24V160H23ZM23 161H22V162H23ZM62 161L60 160V162L58 163V165H61V164L63 163ZM67 161H66V163H67ZM75 161H74V162H75ZM200 161H201V160H200ZM72 162H70V163H71L70 165L73 164ZM149 163H148V164H149ZM168 163H167V164H168ZM201 163H202V161H201ZM231 163H233V162H231ZM241 163H242V164H241ZM24 164H25V163H24ZM53 164H54V163H53ZM75 164H76V162H75L73 165L75 166ZM167 164H166V165H167ZM202 164H203V163H202ZM240 164H241V165H240ZM64 165H65V164H64ZM70 165H69V163H68L67 166L69 167ZM73 165H72V167H74ZM31 166H32V165H31ZM31 166H30L29 169H32L33 167H35V166H33V167H31ZM61 166H62V165H61ZM204 166L206 167V164H205V163H204L203 166H201V167L204 168ZM53 167H54V166H53ZM57 167H58V166H57ZM57 167H56V168H57ZM166 167H167V166H166ZM199 167H200V166H199ZM201 167H200V168H201ZM208 167H209V166H208ZM243 167H245V166H243ZM58 168H59V167H58ZM60 168H61V167H60ZM62 168H63V167H62ZM202 168H201V169H202ZM27 169H28V168H27ZM65 169H68V168H65ZM69 169H71V168L69 167ZM205 169H206V168H204V169H202V170L205 171ZM56 170H57V169H56ZM207 170H209V171H207ZM19 171H20V170H19ZM19 171H17L18 174L21 173V172L19 173ZM200 171H201V170H199V172H200ZM202 172H203V171H202ZM202 172H200V173H202ZM206 172H207V173H206ZM210 172H211V173H210ZM197 173H198V171H197ZM203 173H204V172H203ZM203 173H202V174H199V177H197L198 175L196 176L197 178H200V177L203 176V177L201 178V180H200V179H197V182H198V180H200V181H199V182H200V185L203 184V185H201L202 187H200V186L197 185V186L199 187V188H196L197 191L199 190L197 193H196V191H195V193H194V191H192V193H191V192H190V193H186V191H184V190H187L188 188H187V189H184V190L181 191V193H182V192H185V193H182L183 195L185 194V195L188 196V198H187L186 196H185L186 198L183 197L184 200H185V201H184L185 203H183L182 206H183L184 208H183L182 206H181L182 208H181L180 206H177L178 209H181V210L184 209V210H183V211H184L183 214H181V213L183 212V211H181V210H177V211H175V212H171V213H169V212H166V213H165V212H164L165 215H164V216H160V217H158V218H157V216H156V218L154 217L155 214L152 215V216H149V217H146V215H141V216H140V215L136 214V215H134V216H135V217L137 216L138 219H136V218H132V222H134V223L130 222V220H129V222L126 220L125 223L128 222V223H131V224H136V225H135V228H131L132 230L130 229V227H127L128 230L130 229V231L132 232V234L134 233V235H132V236H134V237L131 236V237L133 238V239H131L132 243L129 242L128 244L132 245V244L134 243L133 245H136V241H138L137 244H138V245H141L143 241H142V242H139V241H140V239H141L143 236L141 237V235H138V234H140V233H142V232H145V231H146V233L148 234V236H147V234L145 235V236H146V239H147V238H148V239H151V237H153V238H155L154 241H155L156 243L159 242L158 240H160L161 243H162L163 240H161V239H162V235H161V234L165 233L166 231H168V230L170 229L172 232H173V230L177 232V234H176V232H175V233H174V232L172 233V235L175 236V234L178 235L179 232L181 233V231L184 229L185 232H187V231H188V232H196V233L198 232V234L200 233L201 235H202L203 232H204V234L202 235L203 237L201 236V237H200L201 239H198V240H201V242H199L198 246L196 247L197 250H196V253H195V254H197V253H201L200 251H202V254H204V251H203L204 249L200 248L201 246H199V245H201V243H203L205 247L207 246V245H205V242L202 241V240H203L202 238H204V237L207 238V241H206V239H205V241H206V242H209L208 240L211 239L210 236H211L212 234H213V236L216 235V234H214V233H217V235H218V234H220L221 231H224L223 233H227V234H228V233L231 234V233L234 231L232 234H233V235L236 234L235 236H239L240 233H242V235H243V234L245 235V234L249 233L248 235H250L251 232L253 233V231H254V230H253V231H250V230H252L251 228H254V229L256 228V229H257L256 232H257V231H261V226L264 225V214H263L264 210L261 209V207H260V202H259V201H260L261 197L264 196V188H263V187H264V186H263V185H264V182H263V181L258 182V186H259V187L257 186L258 188L261 187V188L258 190L260 194H261V191H262L261 189H263V191H262L263 193H262L261 195H260L259 193H256V190L254 191V194L256 193L255 196H257L258 194L261 196V197H258V196H257L258 199L256 198L257 200H255V198H254V200H255L256 202L259 200V201H258V202H259L258 205H259V209L262 210V213H260V212H261L260 210H259V213H256V212H255L256 214L253 213V212L255 211L254 208L257 207L258 205H256V204H257L256 202H255L256 204L253 202V204L255 205V207L252 206V207L250 208V205H252V204H248V203H252V200H253L252 197H251V199H249V201H247L246 204L244 203L245 206L247 205L246 207H248V205H249V210H247L246 207L243 206L244 209H246L248 212H245V213L242 212V213H241L240 211H242L243 209H241L240 211L238 210V207H239V209H240L241 206H240V205H239V206L237 205V206H238V207H237V206H235L236 204H234V203H236V201H235L236 199L234 198L235 200L233 201V200H231V198H230V197H231L230 195L233 196L234 193H235V194H234L233 197H235V196H240V195H238V194L240 193V191L243 193L242 190H240L239 193H236V191H237V190H236V189H237V186H239V185L235 184V185H237V186H235V185L233 184V183H234V180H233L234 177H233V178H232L231 176L229 177L227 171H226V172H223V171H222L223 174L220 172V174H221V175H220L219 172H218V173H217V172L214 173V171H210L209 168L206 169V171H205L204 174H203ZM208 173H209V176L207 175ZM216 173H217L218 175H220V176H217ZM150 174H151V173H150ZM210 174H212V175H214V176H213V177H210V176H212V175H210ZM224 174H225V175H224ZM226 174H227V175H226ZM20 175H21V174H20ZM20 175H19V176H20ZM144 175H147V174H144ZM148 175H149V173H148ZM148 175H147V176H148ZM151 175H152V174H151ZM204 175H205V176H204ZM215 175H216V176H215ZM222 175H223V176H222ZM149 176H150V175H149ZM144 177H145V176H144ZM206 177H209L208 180L205 179ZM214 177H215V178H214ZM219 177H220V178H219ZM261 177H262V176H261ZM135 178H136V177H135ZM203 178H204V179H203ZM211 178H212V182H213L214 179L216 180V181L214 180L215 182H213V184H212V182H210V181H211V180H210ZM216 178H219V179H216ZM226 178H227V179H226ZM229 178H230V179H229ZM262 178H263V177H262ZM31 179L33 180V179H35V178L32 177ZM202 179H203V180H202ZM22 180H23V179H22ZM209 180H210V181H209ZM217 180H218V181H222L223 184H222V182H219V184H218V181H217ZM230 180H231V181H230ZM23 181H24V180H23ZM109 181H110V180H109ZM112 181H113V180H111V182H112ZM194 181H196V178H195ZM194 181H193V182H194ZM202 181H203V182H202ZM206 181H207L208 183H209V182H210V183L208 184ZM232 181H233V182H232ZM113 182H115V181H113ZM140 182H141V181H139L138 178L135 179V181H134V183H135L136 185H137L138 183H139V184H142V183H140ZM199 182H198L197 184H199ZM226 182H227L228 184H227ZM231 182H232V184H231ZM16 183H17V185H18L20 182L18 183V182L15 181L13 185H16ZM21 183H22V182H21ZM24 183H26V181H24ZM206 183H207V185H206ZM235 183H236V182H235ZM261 183H262V185H260ZM117 184H118V183H117ZM139 184H138V186H139ZM192 184H193V183H192ZM192 184H191V185H192ZM194 184H195V182H194ZM194 184H193V186H194ZM210 184H211V185H210ZM217 184H218V185H217ZM248 184H249V183H248ZM32 185H33L34 188H32V187L30 188L31 185H29V187H27V188L29 189L28 191L31 190V193L29 192V194L33 195L32 190L35 189L34 191H36V192H34V194L36 193L35 196H37V194H38V193H37V188L34 186V184H32ZM195 185H196V184H195ZM209 185H210V186H209ZM212 185H214V186H212ZM219 185H220V186H219ZM223 185H224V186H223ZM233 185H234L236 188H235ZM36 186L38 187V184H36ZM118 186H119V185H118ZM118 186H117V187L115 186V187H116V188H120V186H119V187H118ZM138 186H137V188H138L137 190H138V191H139V190H140V191H143V190H144V188L141 187L142 185L139 186V187H138ZM193 186H191V187H193ZM206 186H207V187H206ZM232 186H233V187H232ZM253 186H254V185H253ZM253 186H252V187H253ZM262 186H263V187H262ZM122 187H125V185L122 186ZM140 187H141V189H139ZM189 187H190V186H189ZM191 187H190V190H192ZM224 187H225V188H224ZM248 187H250V186H248ZM252 187L249 188L251 191L253 190ZM255 187H256V186H255ZM194 188H195V187H193V189H194ZM200 188H201V189H200ZM206 188H207V189L209 188V189H208L209 192L207 191ZM216 188L218 189V191L216 190ZM226 188H227V189H226ZM232 188H233V189H232ZM258 188H257V189H258ZM205 189H206V190H205ZM213 189H214V190H213ZM222 189H223V190H222ZM234 189H235V191H234ZM246 189H248V188H246ZM190 190L188 189L187 191H190ZM194 190H195V189H194ZM201 190H202V193H203V194L201 193ZM210 190H211V192H210ZM228 190H229V191H228ZM232 190H233V194H232ZM238 190H239V188H238ZM140 191H139V192H140ZM144 191H145V190H144ZM144 191H143L142 193H144ZM246 191H247V190H246ZM251 191H249L248 194L251 193ZM258 191H257V192H258ZM237 192H238V191H237ZM200 193H201V194H200ZM242 193H241V194H242ZM182 194H181V195H182ZM189 194H190V195H189ZM194 194H196V195L194 196ZM199 194H200V195H199ZM31 195L28 197V199H30V200H35V199L37 198V197H34V196L31 197ZM183 195H182V196H183ZM197 195H198V196H197ZM222 195H223V196H222ZM242 195H243V194H242ZM242 195H241V196H242ZM251 195H253V192H252ZM182 196H181V197H182ZM190 196H191V197H190ZM241 196H240V198H241ZM255 196H254V197H255ZM30 197H31V198H30ZM196 197H197V199H196ZM34 198H35V199H34ZM229 198H230V199H229ZM240 198L238 197L237 199L239 200ZM100 199H103V198H100ZM189 199H190L191 201H190ZM194 199H195L196 201H194ZM232 199H233V198H232ZM250 200H251V202H250ZM200 201H201V203L204 201V202L201 204V205H203L202 207H201V205H200V206L197 205V204H200ZM227 201H228V202H227ZM232 201H233L234 203H233ZM98 202H99V201H98ZM182 202H183V199H182ZM195 202H198V203L195 204ZM222 202H223V203H222ZM237 202H238V201H237ZM32 203H33V202H30V205H31L30 208H32V205L34 204V203H33V204H32ZM241 203H242V202H241ZM241 203L239 202V204H241ZM179 204H180V202H179ZM181 204H182V203H181ZM185 204H187V205H185ZM237 204H238V203H237ZM28 205H29V204H28ZM34 205H35V204H34ZM38 205H39V204H38ZM231 205H232V206H231ZM26 206H27V205H26ZM197 206H198V207H197ZM234 206L237 207V208H235ZM199 207H200V208H199ZM205 207H206V208H205ZM218 207H219V208H218ZM243 207H242V208H243ZM253 207H254V208H253ZM33 208L36 210V208H37L36 205L33 206ZM33 208H32V209H29V208L27 207V209L22 213V216H23V217H22L21 219H19V220H16V221H20V222H23L22 220H24L25 222H24L23 224H22V223H19V222H16V223H17V224H15V225H16V228H14V229H15V232H16V233L19 232V234H21L22 236H23V234H24L22 231H24V230H28V231H27L28 234L30 233L31 235H34V239H33V236L31 237V235H28V236H29L28 239L31 238V239H29V240L31 241V243H30V241H29V242L27 243V245L24 244V245L20 246L21 249H23V250H20V248H18V249L21 251V252H20L21 254L24 253V254L22 255L23 258H24V259L22 260V264H25V263L30 262V260H31V259H30V258H31L30 255H31V253H32V255L34 254L33 252H31V250H29V252H28V251L25 250V249H27V248H29V249H30V248L33 249L34 246H33L32 244H33L34 242H38V243H39V241L42 240L41 237H43V234H44L42 231H43V229H44V224H45V223H44V219H43L42 211L38 210L39 206H38V208H37V211H38V212H35V210H33ZM198 208H199V209H198ZM232 208H235L236 210H234V209H232ZM252 208H253L254 211L252 212V215H250V214H249V213H251V210H250V209H252ZM185 209H186V210H185ZM31 210H32V211H31ZM231 210H232V211H231ZM256 210H257V208H256ZM243 211H244V210H243ZM187 212H188V213H187ZM189 212L192 213V214H190L191 216L193 215L192 218H191V216H190V217L187 216V215L189 214ZM238 212L240 213L239 215H241V216H239V215L237 214ZM30 213H31V214H30ZM34 213H35L36 215H35ZM172 213H173V214H172ZM176 213H179V215H177ZM186 213H187V214H186ZM235 213H236V214H235ZM243 213H244L245 215H246V213H247V214H248L249 216H251L253 219H252V218L250 219L249 216H246V217H248V220H246L247 218L245 219V217H244L245 215H244ZM129 214H131V213H129ZM129 214L126 213V215H129ZM174 214H175V215H174ZM180 214H181V215H180ZM242 214H243V217H244V218L242 217ZM131 215H132V214H131ZM131 215H130V216H131ZM162 215H163V214H162ZM166 215L169 217V219H170L171 217H173V218L175 217V218H174V219L171 218V220H169V219L167 220V216H166ZM169 215H170V216H169ZM173 215H174V216H173ZM176 215H177V216H176ZM165 216H166V217H165ZM236 216H237L238 218H237ZM36 217H38V219H37ZM131 217H133V215H132ZM185 217H186V218H185ZM187 217H188V219H187ZM240 217H241V218H240ZM256 217H257V219H255ZM150 218H152V221H150V222L147 223V221H149ZM159 218H160V219H159ZM165 218H166V219H165ZM190 218H191L192 221H191V220L188 221ZM258 218H259V220H258ZM36 219H37V220H36ZM128 219H129V218H128ZM157 219H158L159 221H158ZM244 219H245V220H244ZM138 220L141 221L139 225L137 224V221H138ZM142 220H146V222H142ZM223 220H224V221H223ZM243 220H244V221H243ZM249 220H251L252 223H248V225L251 224V225L248 226V225H247V221H249ZM135 221H136V222H135ZM240 221H241V223H240ZM223 222H224V223H223ZM253 222H254V225H253ZM256 223H257V224H256ZM260 223H261V224H260ZM24 224L27 225V226H26V227L23 226ZM118 224H119V226H121L122 222H121V224H120V223H118ZM118 224H117V225H118ZM190 224H191V225H190ZM222 224H223V225H222ZM245 224H246V225H245ZM17 225H18V226H17ZM21 225H22V226H21ZM122 225H123V224H122ZM216 225H217V226H216ZM218 225H219V226L222 225V226L219 227ZM226 225H227V226H226ZM241 225H242V226H241ZM243 225H244V226H243ZM31 226H32V227H31ZM35 226H36V227H35ZM42 226H43V227H42ZM138 226H139L140 230H139ZM212 226H213V227H212ZM250 226H251V227H250ZM252 226H253V227H252ZM116 227H118V226H116ZM152 227H153V228H152ZM188 227H190V229H188ZM214 227H215V228H214ZM224 227H225V228H224ZM258 227H259L260 229H259ZM36 228H37L38 230L41 228V231H40V232H42L41 235H40V232H39ZM149 228H150V229H149ZM161 228H162V229H161ZM219 228H220V229H219ZM223 228H224V230H223ZM18 229H19V230H18ZM134 229H136V230L138 229L137 231L135 230V231H136V234H137L138 231H141V232H139V233L136 235ZM151 229H153V232H155V233L158 231L157 233H159V234H158L157 236H155L157 233H156V234H155V233H152V230H151ZM185 229H186V230H185ZM198 229H199V230H198ZM216 229H217V230H216ZM218 229L221 230V231H219ZM20 230H21V231H20ZM35 230H36V232H35ZM150 230H151V231H150ZM170 230H169V232H170ZM190 230H191V231H190ZM197 230H198V231H197ZM202 230H203V232H202ZM215 230H216V231H215ZM227 230H228V232H227ZM245 230H246V231H245ZM97 231H98V230H97ZM160 231H161V233H160ZM200 231H201V232H200ZM210 231H212V232H210ZM217 231H219V232H217ZM229 231H230V232H229ZM20 232H21V233H20ZM90 232H91V231H90ZM90 232L87 233V235H88V234H91ZM93 232L95 233L96 230L92 231V233H93ZM131 232L129 233L130 235H131ZM254 232H255V231H254ZM256 232H255V233H256ZM32 233H36V234H32ZM96 233H97V232H96ZM151 233H152V234H151ZM170 233H171V232H170ZM196 233H195V234L193 233V234L196 235ZM211 233H212V234H211ZM221 233H222V232H221ZM234 233H235V234H234ZM126 234H127V233H126ZM198 234L196 235V237L198 236ZM232 234H231V235H232ZM256 234L259 235V232H257ZM163 235H164V234H163ZM207 235H208V236H207ZM217 235H216V236H217ZM220 235H221V234H220ZM257 235H256V236H257ZM22 236H19L20 240H21ZM38 236H39L40 238H38ZM123 236H124V235H123ZM127 236H128V235H127ZM127 236H126V239L128 238ZM138 236H139V238L137 239ZM154 236H155V237H154ZM199 236H200V235H199ZM199 236H198V237H199ZM211 237H212V236H211ZM90 238H91V237H90ZM92 238H93V237H92ZM134 238H136V239H134ZM156 238H157L158 240H156ZM159 238H160V239H159ZM22 239H23V238H22ZM35 239H36V240H35ZM39 239H40V240H39ZM148 239H147V241H150V240H148ZM34 240H35V241H34ZM90 240H91V239H90ZM128 240H129V238H128ZM133 240H135V241H133ZM141 240H142V239H141ZM143 240H144V237H143ZM129 241H130V240H129ZM88 242H89V241H88ZM155 242H154V243H155ZM29 243H30V244H29ZM161 243H160V245H161L162 247H163V246H164L165 248L167 247V244H166V245H165V244L162 245ZM164 243H165V242H164ZM41 244H42V243H40V244H36V243H34L35 246H36V245L41 246ZM143 244H144V243H143ZM203 244H202V246H203ZM206 244H209V243H206ZM91 245H92V244H91ZM26 246H27V248H26ZM28 246H29V247H28ZM42 246H43V245H42ZM89 246H90V245H89ZM159 247H160V246H159ZM164 247H163V249H161V247L159 248V249H161V253H160V250H159V252H158V251L156 252V250H158V249H154L153 252H154V253H157V254L160 253L159 255H156V254H154L153 252H147V254L150 255V256H149L150 259H149V261H147V264H153V263H154V264H175V263H172L171 260H169V258H166V255H165V254H167V251H166V252L164 251L165 254H164V253L162 254V252H163L162 250H164ZM199 248H200V250H199ZM207 248H208V247H207ZM205 249H206V248H205ZM206 250H207V249H206ZM22 251H25L26 254H25V252L22 253ZM38 251H39V250H38ZM40 251H41V249H40ZM27 252H28V253H27ZM151 253H152V254H151ZM29 254H30V255H29ZM145 254H146V253H145ZM147 254H146V257L144 256V254L141 255L142 257L144 256L143 260H144V259L147 260V259L149 258V257L147 256ZM153 254H154V255H153ZM161 254H162V255H161ZM199 255H200V254H199ZM141 256H140V258H142ZM191 256H192V255H191ZM200 256H201V257H199V256H198V257H199V258H202L203 255H200ZM130 257H132V256H130ZM135 257H136V256H133V257L130 258V259L133 260V258H135ZM128 258H129V257H128ZM137 258H139V257H137ZM137 258H135V259H137ZM151 258H152V259H151ZM155 258H156V260H155ZM199 258H197V259H199ZM130 259H129V260H130ZM127 260H128V259H127ZM127 260H126V263L129 264L131 261H130V262L128 261V262H129V263H128ZM154 260H155V261H154ZM23 261H24V262H23ZM137 261H138V262H136V260H135V261H134V264H141V263H139V260H137ZM132 262H133V261H132ZM132 262H131V264H133ZM140 262H141V261H140ZM142 262H143V261H142ZM143 263H144V262H143ZM145 263H146V262H145ZM194 264H195V263H194Z\"/></svg>",
  "mask_w": 264,
  "mask_h": 264
},
{
  "label": "snow or ice",
  "instance_id": "6c2138e0",
  "mask_svg": "<svg viewBox=\"0 0 264 264\" xmlns=\"http://www.w3.org/2000/svg\"><path fill=\"white\" fill-rule=\"evenodd\" d=\"M10 8V5L0 0V12ZM7 17L11 21L10 11L7 12ZM15 23L19 24V14ZM24 31L27 33L25 36L14 32L11 22L7 26H0V93L7 89L8 94H11L18 85L26 87L32 83L33 77H47L63 72L70 65L72 57L78 55V50L88 36L86 28H81L61 45V54L45 57L42 61L35 53L43 49L44 42L48 39L47 26L39 18L31 17L24 24ZM208 162L213 166L216 164L213 160ZM260 206L264 210V196L260 199ZM256 235L255 232L252 233L253 239ZM256 248L259 259L246 261L245 264H264V225L261 226Z\"/></svg>",
  "mask_w": 264,
  "mask_h": 264
}]
</instances>
